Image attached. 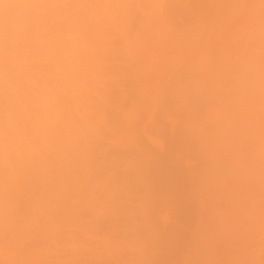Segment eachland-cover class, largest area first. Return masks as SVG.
I'll use <instances>...</instances> for the list:
<instances>
[{
	"label": "rangeland",
	"instance_id": "374dc122",
	"mask_svg": "<svg viewBox=\"0 0 264 264\" xmlns=\"http://www.w3.org/2000/svg\"><path fill=\"white\" fill-rule=\"evenodd\" d=\"M43 1L35 0L34 2L33 0L31 4L32 7L29 8V11L28 12L24 11L25 13L27 12L28 14V15L27 14L25 15L24 13V17L28 16V17H25V19L21 15L23 14V11H21L22 13L21 12L17 13V15H15V17L12 19H10L11 16H9L10 18L7 16L6 18L4 17V19L0 18V21L6 20L8 21L7 23H11L9 22V20L10 21L13 20L12 23L14 22L13 24H15L14 28L12 26H9L8 27L9 29L8 28L5 29L6 24H7L6 21H5L6 24L3 22L5 26L0 22V25L2 24L0 35L1 36L5 35L8 32L9 33L7 35H10V33L11 34L15 33V35L18 36V39H16L17 37L14 34H12L14 36L10 35L5 40L9 41L10 37L11 38L14 37L17 41L19 40L18 42H16L15 39L12 38L15 42H13L12 39H10V42L8 41L6 42V41H3L4 36H2V39H0L1 42H3V43L0 42V72L7 69L6 71H4V73L2 72L3 75L0 73V76H1L0 80L2 79V76L3 78L5 76V78L3 79L4 81L3 80L2 82L0 81L1 82L0 84L2 85L0 87H3V85H5V83L3 82H6L8 80L10 81V79L15 76L14 78L11 79L13 81H10L11 83H9L10 85L14 84L15 86H12V85L10 86L8 83H6L7 86L8 85L10 86V88L8 87L9 89H7L6 88L7 86L5 85L6 87L5 86L4 87L6 89L3 87L4 90L0 91V100H1L0 109L2 108L3 110L4 108L3 111L9 110V108L5 110L6 108L5 105H10V102L13 99L11 98V95L10 96L8 95L10 94V91H7V90H11V94H12L13 93L12 87L13 88L16 87L14 89H17L20 86L21 88V91L19 88H18L19 90L17 89L18 91H20V93L17 91L18 93L16 92V95L18 99L21 98L20 102L22 103H20L21 104L20 106L22 107L23 105L24 111H22V113L25 112L23 113L25 115L27 112L26 110L31 109V105H35L32 103H28L30 102V98H31L29 95L30 94L29 92L32 91V90L30 91L31 87H29L31 85H32V88L35 85L34 88H37L38 86V89L45 90L47 94L50 93L49 96L51 97L52 100H54L51 94H53V96L55 97V94L57 95L58 94L57 92H59V88L62 87V84L60 83H64L65 81H68L69 79L70 80L67 82V85L70 83H73V81L71 82V80L75 81L77 79L76 80L77 82H75V84H77L79 87L83 85L82 88L84 89H87L88 87L87 85H89V82L92 81V79H95L94 77H96V81L100 82V81H103L104 78H107L106 76L110 74L109 79L107 78L104 81H111V82L109 83L102 82V84L101 83L99 84L98 82L94 80L93 82L96 83L95 87L94 85H91L92 87L90 86V89L86 90V91L91 92V94L89 93V95L91 96L93 94L92 91H94V89L96 88V85L99 84L97 87L98 89L95 90L97 91V94H96L97 96H91V98H89L90 96L87 94L88 92H85V90L84 92L82 91V89L80 91L81 95H82V92L88 95L87 99H90V100H88L87 102L92 101L93 100L92 97H93L95 99V102L92 101V103H89V104L94 105L98 101H101V98H100V100L98 99V101L96 102L97 99L95 97L99 96L100 91L98 90L101 89L100 85H103L105 89H101V90H103V92L105 91V94L101 91V95L102 96L104 95V99L107 98L106 99L107 101L105 102L102 100L103 101L102 104L105 105L103 106L104 109L103 107H100V104L96 105L97 109H99L100 107V111H101L100 113L97 110L98 114L96 113L95 106L94 107H92L93 105L89 106V104H87L86 102H85L86 104L82 103L84 106L87 105L86 107L88 108L90 107L89 111L92 110L91 112H93L94 114L93 115L92 113L90 114V113L84 112L89 115L85 116V114L83 113L84 119L81 116H79L81 117L80 119L78 117L80 122L79 120H77L79 124H77L76 120H74L75 124L80 125V126L84 125V122H81L82 120L87 122L86 124L87 127L85 128L84 126L86 125L82 127L78 126L80 127L79 129H81L82 131L81 132L82 135L85 136V134H87L85 138L81 137V134L79 133L80 131H78L79 129H77V127H76V131L74 132V134H72L73 131L71 129L73 127L75 128V126H73L74 121L70 118L73 115L70 116V118H67V119L72 120V123L69 120L70 121L69 123L72 124L70 128L68 126L70 124L66 123L68 120L65 119L66 120L65 124L69 128L68 129L66 127V129H68L69 131L71 130L72 133L69 132L68 130L66 132L62 130L60 131L61 133L58 131L61 129L60 126L62 127V125H65V124L59 123L56 119L54 120V118L56 117H55V112H53L54 114L51 112V110H53L52 109L53 101L50 99V97H44V99L49 98L51 100L50 104L49 103L47 104L48 99L45 101L47 106L44 105L45 104L44 102L38 103L39 101L38 99H36V97L39 98L40 101L42 100L44 101L43 96L44 95L46 96V94H44L43 92L42 93L44 95L42 93H38L39 95L40 94L43 95L42 98L41 96L40 97L37 96L38 94L36 95V93H34L33 91H32L33 93L31 92L32 95L33 94L36 95V96L33 95L35 97H33L31 100L36 99L38 101L37 104H40L39 109L42 105H44V107L42 106V108H44L45 110L40 111L39 109H36L35 106H32V109H31L32 111H28L31 114L30 118L32 117V115H36V118L37 117L38 118L42 117V118H41V121H40V118L36 119L37 120L36 121L33 119L34 118L33 116L31 120L29 118V121L35 124L36 122H38V120L42 122V119L44 118L46 119L47 117L50 116V120L47 123V125L48 126L54 125V127L50 128L51 127L50 126L48 128V126H45V125L43 126L40 125V126H42L44 130H46L45 132L43 130V132L49 135H51L52 129L54 130L56 129L55 130L56 133H54L55 131L52 132L53 136H56L54 134H58V136L61 137V134L63 133L61 137L62 139H60V137L58 138V136L56 137L59 139L57 140L56 144H55V137L51 135L49 139L48 137L46 138L44 137L46 139L45 142H47V140H50V141L54 140L53 141L54 143H51L49 141L50 143L47 142L46 144L44 142V143H41V145H38L40 143V142L38 143V140H37L38 139L37 134H39V131H40L38 130L39 129L38 123H36V126L33 125L34 127H32V125L30 126L29 125L23 126V124L22 126L18 125L19 129L20 128L21 129H20V132L18 131L16 132V134L18 133L17 135L19 134L21 135L25 131L24 136H26V139H27V136H29V139L33 138L32 140H35L37 138L35 141H30L29 139H28L29 141H26V140L23 141V139L20 140L21 138H23V137H20V135L19 136L16 135L19 138L17 139L16 137L15 139V137H12V132H9L10 131L9 130L10 128H8L9 125H7V128H5V125H2V127L0 126V131H2L0 133V136H2L3 139H6L4 141L0 140V145L4 143L0 146V152H1L0 153V264H264V0H247V1L241 0L240 3L238 2L239 0H202V1L201 0H186V1L175 0L174 4H173V0H160L161 3H158L159 1L158 0L156 1L158 5L155 2V0H149V1L141 0L139 2H137L138 0L136 1L130 0L129 2L133 1L132 3L134 5L133 4L130 5L129 2L126 3L124 2V0H113L116 4V5L115 4L113 5L114 9L112 7L113 3H111L109 0H106L108 1V4L109 2L111 3L109 5L110 6L109 8H112V10L109 9L108 11H107L108 5L105 4L107 3L105 0H104L105 3L103 2V0L101 2L97 0H93V1L88 0L92 2V4L86 0L85 1L82 0V2H88L89 4H91L88 6L87 3L86 4L81 3L82 4L81 9H83V13H85L86 11V6H88L87 7L88 12L86 13H90V11H92L93 9V7L91 9L90 6H93V5L94 7H97V8H94L93 11H96V10L100 11L99 14H97L98 11H96V14L95 13L89 14L91 16L93 15V19H91L90 16L85 14L88 17L89 21L91 20L90 22L93 24L94 21L97 20L96 24L98 26H95V27L96 28L100 27L101 30L104 27H106L104 28L106 29V31L110 30V29H107V27L110 25L109 28H111L112 26L114 29L111 28V30L113 29L112 31L114 35H112V33L108 35L109 37H112L114 40L110 38V40L112 41L110 42L108 40L109 38L108 39L106 38V36L108 35L104 31L102 32V34L105 33L106 34L105 37L104 35H100L102 37H99V36L97 37L98 35L97 33L100 32L99 30L100 28H98L97 30L91 29L92 31L95 30L96 34L93 33L92 31L91 33H88V34L92 35L93 33V35L97 37L96 39L99 38V40H97L98 43L100 41L102 42V43L100 42L101 44H99L101 45V47H102V44H104L103 48L107 47V50L109 48L108 54L110 52V57H112L111 55H114L111 58L112 60L113 59L115 60V58L119 56V58H116L115 61L117 62V60L119 59L120 60L122 59L123 61L122 63H120V61L117 63L115 61H111L109 58V55H107L106 48H105L106 55L103 53H102L103 56L101 55L103 59L100 57V53L99 54L97 52L95 53V51L94 52L92 51V52L95 53L96 56L101 58V60L98 57L96 58L91 57L92 56L91 54L89 53H88L89 55L86 54V52H89L92 49L91 48L90 50H87L89 48H86V46L90 47L92 45V43H89V42H86L87 45H85L83 42L85 49L83 48V46H81L82 43L81 45L79 44V41H78V46H75V48L82 47V49L86 51L85 52L86 55H82L83 53L81 52L83 50H81V48L79 49L81 52L77 50L78 48H76L77 51L73 50L74 46L71 44L73 42L71 43L69 42L70 38H71L70 41H75L74 42V45H75L78 39L82 40L83 35H84L82 34L83 32L87 35V33L84 30L81 33L82 29H84L85 27L94 28V26L90 25V22H88L89 23L88 25V23L86 22L88 19L86 18L85 22L87 23V25L85 24V22H83L84 24V27H83L81 23V27L80 25H79V28L76 27L78 29V32H77V29H74L75 27L74 28L69 27L71 24L68 25V23L67 25L69 28L67 26L66 27L64 26L66 29L62 28L64 29L63 31L67 30L66 32H69L68 33L70 34L69 36L66 35L67 33L65 32L63 33L62 30H61L62 32L58 30V32L67 36V38L70 37L69 39L65 38L66 40H68V41H65V39H63L64 36L59 35L62 37L61 39L63 41V43L61 41L60 42L57 41V43L59 44L62 43L60 44V47H59V44L56 45L57 43L56 44L53 43L54 46L55 45L58 46V47L55 46V48L56 49L58 48L57 52L59 50L61 51V52L60 51L58 52L59 54H62L61 56L58 55L57 52L54 53V54L57 53V55L52 56L51 52H49V50L53 47L52 45L53 40H51V43L49 42L50 44H48V47L49 45H52L51 48H49L48 51L47 49L46 50L44 49L45 52L47 51V54L49 52L48 56L43 55L45 54L44 50L43 52L39 50L43 54H39L40 52L38 53L36 52L38 54L37 57L38 56L42 57V59L41 57L40 58L38 57V59L42 61L43 59L47 60L46 62L48 63V65L50 64L48 67L49 70L46 66L47 64L44 65L46 69L43 68L42 61L38 62L37 61L38 59L36 58V54L33 51H30L31 49L30 47L28 48V46H25V45H28V43L32 41L31 44L29 43V46L34 44V42H37L36 46H39L38 48L40 49V45L38 43L41 42L42 39L44 41L43 37L45 36L43 35V33L45 32L44 34H46V36L50 37L51 39L52 37L51 35L57 31L54 28L49 27L48 25L53 23V21H55L54 23L58 24L61 18L58 17V20H59L58 21L57 18L55 20L54 16H52L53 21H50V19L52 20V18L50 17L53 11L51 14H48L45 16H43L44 15L43 13L45 11V14H47L46 11L51 9V4H53V1L54 3H58L59 1L55 2L57 0H53V1L50 0L51 2L50 1L48 2L50 4H46V6L44 7L47 9L50 6V8H48L47 10H42L43 7L41 8L39 6L45 3V0ZM96 1L98 3H96ZM122 1L124 2L125 5H130V7L133 6L134 8H131L132 10L129 9L127 6L126 8L123 5ZM181 2H182V5H180ZM235 2L238 4H236ZM35 3H37L36 5L40 4L39 6H37V8L38 7L41 8L40 11H37L39 8L35 9L36 8ZM64 3H65V0H64ZM101 3L102 4L104 3L107 9L105 7L103 8ZM118 5L120 6V8L118 7ZM52 6H55V4ZM70 6H71V10H74L72 5ZM70 6H67L68 9H70L69 8ZM100 7H102V9ZM31 8L33 10H36L40 14L42 11V15H41L42 19L40 18V16H38L39 17L38 18L36 16L37 14L35 15L34 12L33 14H30L32 15L31 19L34 21L33 23L35 22L37 23L36 24L37 27L35 25L33 26V29L41 32V29H44V27H46L44 29L45 31L42 30L43 33L41 34L42 36H40L42 37V39H39L40 37H38V39L41 41H37V40L34 41V39H36L37 37L35 38L33 36L35 35L39 36V34L29 28L33 25L31 22L29 24L27 21L29 19V12L32 13L33 11ZM88 8H90L91 10H89ZM103 9H106V11H104ZM120 9L121 11L122 9H124L123 12H126V13L121 12ZM125 9H128V11ZM155 9L156 11H153ZM71 10L69 11L71 12ZM113 10L114 12L111 14V16L113 15L112 19L114 23L112 21V23L108 24V21L112 20L110 19L111 17L109 18L110 16L109 14ZM116 10H118V12L120 11V15H122V17L124 18L131 11L130 13L131 16L129 14L130 18L129 16L128 17L126 16L127 18H129V20L126 21L127 24L125 22V19L121 17L123 19L122 22H124L126 25V27H124L123 29H121V27L125 25L121 26L122 22L120 21L122 19L120 18V21H119V19L116 17L117 16ZM68 12L67 14L69 15L70 12L69 13ZM108 12L109 14L107 17L110 20H108L107 22L104 21V23H102L100 26L98 23L103 22L101 21L103 20L101 19V17L102 18L106 17V14L104 13H108ZM124 14L126 15L124 16ZM20 15L22 16L21 18H20ZM64 15L65 14H63L62 16ZM80 15L82 19H85V17L82 16V13ZM95 15H96V18L98 15V19L100 18L99 20L100 22H98V19L94 20ZM120 15L118 14V16ZM17 16H19L18 17L19 20L15 21L14 19H16ZM72 16H74V14ZM43 17H44V20H43ZM45 17L49 18L50 23L46 21L47 18ZM65 17H67V15H65L64 18ZM107 17L104 20H107ZM26 18L28 19L26 20ZM69 18L71 19V17ZM77 18L78 17H76L75 19L78 20L80 17L78 19ZM38 19H40L39 21H46L44 22L46 23V26H44V23H42L43 25L41 26L40 24L41 22H37ZM20 20H24V21L26 20V23L28 24H26L23 21L25 25L24 26L22 24V21ZM116 20L120 22L119 25ZM74 23L75 22H73V24ZM106 23H107V26H106ZM52 25L53 24H51L50 26ZM74 25L77 26L76 24ZM17 26H19V30L21 29V26H23L21 30L26 31L27 29V32H24L26 33V37L32 34L31 39L33 40H31L29 36L28 38L30 39V41L28 42L27 40L29 39L26 40L25 35L22 34L23 31L22 32L21 30L19 31L17 29L18 28ZM10 27H12L13 29H11ZM15 27H17L16 30H15ZM4 29L6 31L8 29V31L6 32ZM46 29H48L47 30L48 32H46ZM50 29H52V31L54 29L55 32L52 33ZM68 29H70V31H68ZM28 30L29 32L31 31L30 34ZM73 30L75 31V35L74 37H71L72 33L74 34V32H71ZM98 30L99 32H97ZM111 30L109 32H112ZM118 31H119V34H118ZM18 32L22 34L24 37L22 35L20 36ZM47 33H49V36L47 35ZM76 34H80V36ZM89 35L87 36L92 38ZM87 36L84 38V40L85 39L87 40ZM19 37H21V39L22 38L24 39L20 41ZM56 37L58 38V35ZM72 38L73 39L75 38V40H73ZM101 38H105L104 41L106 39L107 40L103 42ZM125 39H127V41ZM24 40H26L27 42ZM45 41L44 43L47 47L48 42L46 41L47 42L46 43ZM97 41L96 42L94 41L93 43L95 44L97 43ZM113 41L115 43L114 46L115 47L117 46V48H119L120 53L119 52L116 53L118 49H116L115 47H112ZM12 42L13 44L15 43H19V44H17L16 45L17 47H16L13 44L10 45ZM21 42L23 43L26 42V43H24L25 44L24 45ZM64 42H66L65 43L66 45L64 44ZM125 43H127L126 46L129 45V47H127L126 49L127 53H125L126 51H125V48L123 47L125 46ZM2 44H4L3 46H6L8 49L6 47H1ZM22 44L25 47H27V49L25 48L26 53L25 52L22 53L24 51L22 49L24 48ZM67 44H68V47H67ZM18 45H21L22 48L21 46H18ZM61 45H63V47ZM93 45L92 47L94 48L96 46H98V48L100 47L99 45H94V46ZM42 46H41V50H42ZM31 47L32 49H34L33 46ZM65 47H66V50H68L69 52V53L67 52L68 55L69 54L73 55L74 51H76L77 57L75 53L72 56V58L64 56V54L67 55L66 50H64L65 51L64 53L63 49L61 48H65ZM38 48L34 50L37 51ZM70 48H71V51H70ZM52 49L56 51L54 47ZM26 50H29L30 52L35 54V56H32L33 54L28 53L29 51H26ZM96 51H98V49ZM13 52H15V54H13ZM78 52H80V54ZM122 52L124 54H122ZM116 54L118 56H115ZM10 55L16 56L13 59L15 60L18 58V60L13 61ZM42 55L44 57L46 56V58H43ZM80 55H82L83 58L84 56L88 55V59L86 58L82 60L83 58L81 57H80L81 59L78 58V56ZM124 55L127 56L126 59H125L126 56ZM225 55L226 57H224ZM49 56H52V57L50 58ZM57 56L58 57L63 56L67 60V62L69 61L68 62L69 65H72L71 63L74 60H75L74 62H76V65L77 63L79 64L78 61L80 60L85 62L84 63L85 65L84 67H83V64L80 65L81 67L78 66V68L80 67L82 68V70L80 69L79 71L78 69H76L77 71H74L73 68L77 67V66L75 67L74 62H73L74 66H71L73 67L71 69V67H69L68 65L65 66L66 64H68L66 63V60H63V58L59 57L61 60L58 59L59 61L57 62V64L61 62L62 60L64 61V64L60 65V67L58 65V67L55 69V66H57V64L54 65V63L57 61ZM89 56L93 60V64L96 62L94 66L97 63H100V64L104 63L103 64L104 71H102V68L101 69L98 68L100 69L99 73H97L96 68L100 64L95 68L93 67L94 69H92V71L93 70L95 71L96 69L95 71L96 73H93L94 71L92 72V75L94 74V77H89L88 74L90 73H88L87 71L90 68H92L90 65L86 64V61L89 62L88 64H90L91 63L90 61H92V60L88 61L90 59ZM104 57H106V61H104ZM223 57H224V60L222 59ZM75 58H78L79 60ZM53 59L56 61L54 62ZM72 59L74 60L72 61ZM22 61L24 62L22 63ZM107 61L112 62V63L108 65ZM227 61L228 63L230 61L231 62L233 61V64L231 63L230 65V63L228 64ZM26 62L28 63L31 62V64L30 63L28 64ZM205 62L206 64H204ZM215 62L216 64L217 63L218 64L216 65ZM219 62L221 63L219 64ZM113 63L115 64V66L112 69ZM236 63H238V66L236 65ZM21 64L23 65L21 66ZM26 64H27V67H26ZM52 64H53V67L51 66ZM120 64L122 65L118 67V65ZM207 64L210 69L205 67ZM213 64L215 65L213 66ZM29 65H32V66H29ZM15 66H18V67H15ZM23 66H25V68ZM50 66L52 68H50ZM104 66L106 69L107 68L108 69L106 70ZM32 67L34 68L32 70H34L35 73L38 72L36 76L38 75L37 81H39L38 82L39 85H41L40 83L44 82L42 83V85L45 86V82H48L50 78H52V80L54 79L53 81H51V83L50 81L48 82V84L46 83L47 85L51 84L49 90L50 89L54 90L53 86H55L54 84L55 79L56 81L58 79L57 83L58 85L60 84L61 86L59 85L60 86L59 88H57L58 85L56 86L58 91L55 94L53 93L54 91H52L51 93L50 92L51 90L49 91L47 89L48 86L44 89V87H41L42 85L41 86H39L38 84L36 85L35 81L37 77L35 76L36 79L34 81L33 76L35 73L34 71L30 70V68ZM61 67L62 68L65 67L64 69H66V75H65L64 69L63 70L61 69L63 75L61 73V70L59 72L58 68H61ZM68 67L71 70L70 69L67 70ZM115 67H118V68L115 69ZM8 68L12 72H10ZM84 68L86 70H84ZM52 69H55L57 73H55L54 70L51 73ZM109 69L112 71H110ZM118 69H120L119 71L120 74L118 73ZM39 70L40 72H43V74H45L46 76H48V73H49V78L47 77L44 78V76L42 77L43 74L40 76ZM206 70H210V71H207L208 72L207 73L205 72ZM28 71H32L33 74L32 73L30 74V72ZM81 71H84L85 73L87 71V74L83 72L85 75L84 76L81 75L82 77H84V79H86V81L89 79V81H87L86 83L87 85H85L84 80L81 76H79L80 78L77 77L81 73ZM211 71L213 73H216L218 76L211 73ZM24 72L26 73V75L24 74ZM77 72L79 73L78 75H76ZM103 72L105 74H103ZM209 72L215 76H212ZM59 74L62 76H60ZM96 74L98 75L103 74L105 75V77L102 76L104 77L102 79L101 77L98 76V78H100L99 80L97 79ZM209 74H210V77L212 78L209 77ZM221 74H223V76L226 74V76L224 77L222 76L223 77L222 78ZM8 75L10 76L14 75V76L8 77ZM29 75L31 77H29ZM236 75H238L237 78H236ZM50 76H53V77H50ZM110 76H112L113 79ZM114 76H116V78H114ZM22 77H25V78H22ZM26 77L28 79V83L26 81L27 80ZM61 77L63 78V80ZM68 77L69 79H67ZM30 78L31 79L33 78L32 79L33 81ZM42 78L44 79L42 80ZM220 78H221V81H220ZM29 79L31 80V83ZM45 79H48V80L46 81ZM80 79L82 80L84 84L83 83L80 84L81 82L79 81ZM22 81L25 82L26 84L23 83ZM216 81H218V83ZM33 82H34V85H33ZM220 82L222 85L220 84ZM16 84H18V86ZM90 84L92 83L90 82ZM108 84H110L111 86ZM225 84L226 86L224 87ZM23 86L24 88H22ZM99 86H100V89H99ZM67 87H69V89H72L70 85H68ZM72 87H73L72 89L73 91L75 86L73 85ZM233 88H236V91L235 89L233 91ZM239 88H242V89H239ZM24 89L26 90L23 91L24 92L23 94H21L22 90ZM63 89L65 88L63 87ZM227 89H232V90H228L226 92ZM237 89L242 90L241 95L239 94V92L241 91H238ZM36 90L37 89H35V91ZM39 91L41 92V90H38V92ZM120 91H123L122 93L124 94H121ZM202 91L207 94L203 93ZM64 92L65 91L63 90L62 93ZM116 92L119 95H117ZM19 94L21 95L18 96ZM67 94L69 95L68 92ZM84 94L83 96H81L82 98L85 97ZM221 94H223L222 97H220ZM234 94L237 96V99H236V96H233ZM1 95L3 96L4 100L1 99L2 98ZM61 95L62 94L57 95L56 96L57 99ZM101 95L100 97H102ZM120 95H124V97ZM8 96L10 99L8 98ZM23 96L25 99L24 101L26 103L22 101ZM72 96L76 97V95H72ZM240 96H242L243 98L241 99ZM25 97H27V99ZM67 97L68 96H66L64 101H66V99H69ZM61 98L59 97L60 100ZM217 98L220 101H218ZM6 99L7 100L9 99L8 104H6L7 103ZM233 99L234 100L239 99L238 101L239 103L237 102L236 104V102H234ZM60 100L58 101L60 102ZM69 100L73 101L74 99L73 97H71V99ZM76 100L77 99H75V101ZM80 100L82 99L80 98ZM168 102H171V103H168ZM223 102H225L224 103L225 105L223 104ZM55 103L57 104V102ZM167 103L170 105H167ZM28 104H31L29 105L30 107L28 106ZM65 105L66 107L68 106L67 104ZM237 105H239V107H237L236 109ZM48 106H50V108H48ZM55 106L57 107V105ZM62 106H64V104ZM69 106H71L70 103H69ZM82 106H81V110L85 109L86 111L87 109L88 111V108L85 107L83 109ZM179 106H182L183 108ZM46 107L48 108L47 111H46L47 109ZM71 107H68V108H71ZM37 108H38V105H37ZM92 108L95 110H93ZM101 108L103 110H101ZM176 108L178 109L180 108V109L178 110ZM37 110H39L38 112L39 114H41V116L38 114ZM54 111L56 110L54 109ZM28 112L25 116L28 115ZM42 112H44V114ZM45 112L49 113L50 115H47ZM73 112L72 113L75 115L78 114L77 111L75 113V110H73ZM102 112H105V113L103 114ZM3 113L4 112H1L0 110V115H2ZM95 114H97V116ZM189 114L191 115L189 116ZM45 115L47 116L45 117ZM78 115H81V114H78ZM90 115L94 116V118L92 119V116ZM2 116H0L1 117L0 119H3ZM77 116H73V117L75 118ZM86 118H91L92 121ZM4 119H6V115ZM45 119L43 120L44 124H46L45 121L48 120V119L46 120ZM51 119L54 121H57V124L54 123ZM94 119L96 120L98 119L97 121H99L101 125L100 124L98 125V123H95L96 124L95 125L94 122L96 120L94 121ZM202 119L204 121H202ZM183 120H186V121L183 122ZM58 123L61 125L58 126ZM218 123H222V124H218ZM217 124L219 126H217ZM88 125H90L92 129L88 128ZM26 126L30 127L29 129L28 128L26 129L28 131L25 130ZM44 126L47 128H45ZM197 126L200 127V129ZM12 127H11V130H12ZM23 127H24V131H23ZM31 127H32V130L35 129L32 131V134L30 133L31 131H29ZM233 127L235 128L233 129ZM236 127L237 128L239 127V129H236ZM216 128H219L217 129L218 131L215 130ZM19 129H16V130H19ZM47 129H50L49 132H47ZM210 130L212 131L215 130V131L212 132ZM34 131L38 133H34ZM194 132L195 133L197 132V133L195 134ZM40 133L43 134L42 132ZM89 133L91 135H88ZM201 133L203 134V136H201L202 135ZM5 134L8 135V137H6ZM66 134H68L67 140L65 136ZM187 134L190 135L191 137H188ZM233 134H234V137H233ZM34 135L36 138L34 137ZM74 135L75 137L79 135L80 138L82 139H80L79 136L78 138H75ZM43 136H46V135L43 134ZM89 136L91 137L92 141H90L91 139ZM223 136H224V139H223ZM51 137L54 139L51 140ZM63 137H64V140H63ZM86 137L90 139L89 140L90 142L86 141L87 140ZM185 137L189 138V140L186 139ZM44 138H42L43 141H44ZM40 139L41 138H39V140ZM68 139L70 141H68ZM71 139H73L74 141ZM206 139L210 143H212L213 141L212 144L213 145L215 144L214 147L215 146L216 147L226 146L224 148H228L227 150L230 151L229 157L230 156L231 157L229 159H226L228 158L226 156L224 160L221 157L215 156L214 152L217 153L218 151L217 150L215 151L214 147H213L214 152L212 154H214L215 160L218 161V163L213 162L214 159L213 160L209 159L210 154L209 155L207 154V156L204 157L203 154H201L203 149L202 147L200 148V145H201L200 143L203 144V141ZM10 140L12 142H9ZM82 140L85 142H83ZM207 140L204 141V143L207 142L204 148H207L208 150L209 148L206 147V145H208ZM7 141L9 144L13 142H16V143H13V145H10L11 147H7L9 146V144H7ZM21 141L23 142L21 143ZM194 141L196 143H194ZM235 141L238 143H236ZM5 142H6V145H5ZM24 142L27 144L28 142L29 143L33 142L34 144L33 146L38 145L36 150L40 153V155L38 156L39 153L33 155V153H35L36 150H33V148L35 147L31 146L32 145L31 143H30V146H28L29 144L28 145L25 144L26 147L28 146V148L25 149V146H23ZM35 142H37L38 144H36ZM234 142L236 144H239L240 149L239 148L238 149L240 150V152L238 151V153L237 152L235 153V151H237L238 149L236 150L235 147H230V146L235 145ZM63 143L66 144L67 146L63 145ZM197 143L200 145H198ZM227 145L229 147H227ZM16 146H17V149L19 148L20 151L25 149L24 150L25 154L24 153L22 154L21 152L20 155L22 156L20 157L17 156L16 154L18 153H15V150H17L15 149ZM86 146H87V149H85ZM4 147H7V150H4L5 149ZM30 147H33V148H30ZM57 147H59L60 149ZM10 148L12 150H10ZM55 148H57L58 150ZM224 148H222V150ZM27 149L29 151L32 149V151H35V152L31 151L32 153L28 154L29 151ZM42 149L44 151H42ZM192 149L194 150V153L191 152L193 151ZM231 149H233V151H231ZM8 150L14 151V152L8 153L7 152ZM19 150L17 152H19ZM85 150H87L88 152H86ZM3 151H6V153H4ZM56 151L58 152L63 151V153L60 154L61 152L58 153ZM42 152L44 153L42 154ZM206 152L207 151H205L204 154H206ZM168 153H169V156H168ZM188 153L192 161L189 158ZM57 154L58 156H56ZM66 154L68 155L70 154V156ZM81 154L83 158L86 157L85 158L86 160L81 159L82 158L80 157ZM35 155L37 156L35 157ZM44 155H47L48 157L47 156L45 157ZM161 155H163V157L164 155L167 157L162 158ZM40 156H41V159L39 158ZM53 156L54 157L56 156L55 157L56 159ZM159 156L161 157L162 160L168 159L169 161L164 160L165 162L163 161V166H162L161 165L162 163H160L162 162V160L160 159ZM170 156L172 157L170 158ZM235 156H238V157H235ZM77 157H78V160H77ZM216 158L219 160H217ZM220 158L223 161L219 163ZM85 161H88V162H85ZM226 161L228 162L226 163ZM81 162H82V165H81ZM222 162H223V165H221ZM232 162L234 164L231 166L232 167L231 168L227 164L228 163L231 164ZM86 163H87V166H86ZM164 163H165V166L167 164V166L171 168L172 167L174 168L176 164L177 166L179 164V166L182 168L181 170V168L178 167L180 168L179 170L181 171L185 170L184 171L185 174L191 170H194V171L199 170L198 172L200 173V175L199 173H197L198 176H196L195 175L196 172H195L193 176L196 180H194V178L192 179L194 182L195 181L197 182L194 183L190 178L186 177L185 175L186 179L188 178V180H186V184L185 182L184 184H182L183 179L180 177H183L184 175H182V173L179 174L178 169H177L178 171H175L177 168L175 167L172 171L173 172L175 171L174 173L176 175L173 177L174 173H169L172 171H170L169 168L167 169L168 170L167 171L166 167L164 166ZM236 164L238 165L240 164L238 166L239 168H237ZM159 165L164 167L165 168L164 170H166L164 171L163 168L160 167V169H162L161 171L163 175L166 176L167 173H169L168 175L171 174L170 176L172 177L171 179L173 182H176V183L178 182L179 184V181H180V184L185 185V186H182L183 191L181 190L184 193V195L183 193L181 194L180 191H179L180 192L179 195L181 198L185 199L186 202L184 200V201H181L182 202L181 203L180 200L182 199L179 198V196L177 197L179 199L176 198L178 194L177 193L172 194V190H174L173 187H171L172 188L171 190V188L168 185L164 184L163 182L160 183L161 179L159 180V178L156 176L158 173V170H160L157 168L159 167ZM235 165H236V168H235ZM85 167L87 171L85 170ZM155 168L158 170H156ZM232 171L233 173H231ZM177 174L179 176L182 175L179 177L180 179L178 178L179 179L178 181H176ZM192 174L193 173H190L191 176ZM238 182L239 184H237ZM176 183L175 184L173 183V185L175 186ZM219 184L220 186H216ZM226 184L231 185L232 189L229 187L230 189L229 190ZM236 184L238 185L236 186L237 189L240 190L241 197L239 196L240 194H238L239 192L236 189V187H234ZM203 186L205 187L206 190L204 189ZM224 187L227 188L228 190L225 189ZM217 188L219 192L217 191ZM222 189H225L227 191L225 192V190H222ZM186 190H187V193L185 192ZM213 191H214V194H213ZM233 191H235V194H234V197L232 194V198H231L230 193L231 192L234 193ZM173 192H176V191H173ZM211 193L212 195L209 196V194ZM236 195L237 197H240L242 200L240 198L239 199L241 201L238 200L237 197H235ZM184 197L188 198V200ZM233 198L237 199L236 205H238V201L241 202V204L237 206V209H235L236 205H235L234 200H232ZM195 199H197V201ZM206 203H209V204H206ZM232 203L235 207L232 206ZM238 207L240 208L238 209Z\"/></svg>",
	"mask_w": 264,
	"mask_h": 264
},
{
	"label": "bare ground",
	"instance_id": "6f19581e",
	"mask_svg": "<svg viewBox=\"0 0 264 264\" xmlns=\"http://www.w3.org/2000/svg\"><path fill=\"white\" fill-rule=\"evenodd\" d=\"M32 1H33V0H0V18L4 19V17L6 18V16H7V17L11 16V18H10V17H9V18L12 19V18L15 17V15H17V13H20L21 11H23V14H21V15H22L23 18L25 19V17H28V16H25V17H24V13H25L24 11H27V12L29 11V8L32 7V5H31V4H32ZM41 1H43V0H41ZM49 1H50V0H45V3H43L44 5L42 4L43 6H42V5L39 6V5L41 4V2H40L39 5H36L37 3H35V5H36V8H35V9H38L39 7H41V8L43 7L42 10H47L48 8H50V6H49L47 9L44 8V7L46 6V4H50V3H48ZM52 1H53V0H52ZM58 1H59V2L62 1V2L59 3ZM84 1H85V0H84ZM86 1H88V0H86ZM90 1H93V0H90ZM90 1H88V2H90ZM97 1L101 2L102 0H97ZM97 1H96V3H98ZM105 1H106V0H105ZM109 1H110L111 3H113V4H112V7H113V9H114V6H113V5L115 4V2H114L113 0H109ZM112 1H113V2H112ZM129 1H130V0H126V1L124 0V2H126V3L129 2ZM134 1H136V0H134ZM139 1H141V0H138L137 2H139ZM148 1H149V0H148ZM156 1H158V0H155V2H156ZM174 1H175V0H173V4H174ZM183 1H186V0H183ZM201 1H202V0H201ZM240 1H241V0H239L238 2L240 3ZM245 1H247V0H245ZM34 2H35V0H34ZM34 2H33V4H34ZM37 2H38V1H37ZM43 2H44V1H43ZM50 2H51V1H50ZM55 2H58V3H54V1H53V4H51V9H50L51 11H50V10L46 11L47 14H45V11H44V13H43V14H44L43 16H45V15L51 14L52 11H53L54 14L52 13L51 17L48 16V17L52 18V20L50 19V21H53V17H52V16H54L55 20H56V18H57V20H58V17L61 18L60 21L58 20V21H59L58 24L54 23L55 21H53V23H51V24H53L52 26H50L51 24L48 25L49 27H52V28H54L55 30H57V31L55 32L54 29H53V31H52V29H50V30L52 31V33L55 32L54 34L51 33V34H52V35H51V36H52L51 39H50V37H47L46 34H44L45 32H44V33L42 32V30H44L46 27H44V29H41V32L36 31L35 29H33V26H35L37 23H36V22L33 23L34 21L31 19V18H32V15H30V14H33V12H34L35 15L37 14V15H36L37 17L40 16V18L42 19V16H41V15H42V11H41V14H40L39 12H37V11H40L41 8H39L37 11H36V10H33V9L31 8L33 11H32V13L29 12V19L26 18V20L28 19L27 21H28L29 24H30V22L33 24V25L31 26L32 28H31V27H29V28H30L31 30H33L34 32H37V33L39 34V36H36V35L33 36V37H35V38L37 37L36 39H34V41H35V40H37V41H41V40H39V39H42V37H40V36H42L41 34L43 33V35H44L45 37L48 38V40H47V38L43 37V38H44V41L46 40V41L48 42V43H47V42L45 41V42L47 43V47H46V45H45V43H44V41H43V39H42L43 42H42V41H41V42L44 43V44H42L41 42L38 43V44L40 45V49L38 48L39 46H36V45H37V42H34V41H33L34 44H32L31 46H33L34 49L38 48V50L36 51V50L32 49V47L29 46V43L31 44V42H32V41L29 42L30 39H31V35H32V34L29 35L31 31L29 32V30H28V32H29L28 35L30 36V37L28 36V37L30 38V39H29L28 37H26V33H24V32H27V29H26V31L21 30L23 26H21V29H20L21 32L23 31L22 34L25 35L26 40L29 39V40H27V41L29 42L28 45H25V44H24V43L27 42L26 40H24V41H26V42H24V43L21 42V43H23L25 46H28V48L30 47V48H31L30 51H33V52L36 54V58H37V59H38V57H39V56L37 57V55H38L37 53H38V52H40V51L43 52L44 49H45V50L47 49V51H48L49 48H51L52 45H53L54 49H56L55 46L59 44V43H57V41H58V42L61 41V42L63 43V41H62V39H61L62 37L59 36V35L64 36L63 39L67 38V36L61 34L60 32H58V30H59V31H61V30L63 31L64 29H62V28H65L66 26L68 27V25H70V24H71V25H70L69 27H71V28H72V27H73V28L75 27L74 29L79 28V25H80V27H81V23H82V25H83V27H84L83 22L86 21V18L88 19V17H87L86 15L90 16L91 19H93V15L91 16V15H89V14H92V13H95V14H96V11H98L97 14H99V12H100L99 10L93 11L94 8H97V7H94V5H93V6H90L91 9H92V7H93V9H92L93 12L90 11V13H86V12H88V11H87V7H88L89 5H91L92 2H90L91 4H89L88 2H82V0H67V1L65 0V3H66V4L64 3V0H57V1H55ZM68 2H69V3H68ZM103 2H104V0H103ZM106 2H107V3H105V2H104V3L108 5V6L106 5L108 9L105 7V4H104V3H103V4L101 3V5L103 6V8L105 7V8L107 9V11H108L109 9L112 10V8H109V7H110L109 5H110L111 3L109 2V4H108V1H106ZM122 2H123V1H122ZM124 2H123V5H124L125 7L127 6L129 9L134 8L133 6L130 7V5L133 4V3H132L133 1H132V2H129L130 5H125ZM155 2H154V3H155ZM177 2H178V1H177ZM195 2H197V1H195ZM198 2H199V1H198ZM61 3H62V4H61ZM81 3H85V4L87 3V4H88V6H86V11H85V13H83V9H81V8H82V7H81V6H82ZM156 3H157V2H156ZM158 3H161V1L159 0ZM158 3H157V5H158ZM186 3H188V2H186ZM230 3H231V2H230ZM235 3H236V2H235ZM235 3H234V4H235ZM54 4H55V6H52V5H54ZM63 4H64V5H63ZM67 4H68V5H67ZM117 4H118V2H117ZM138 4H139V3H138ZM138 4H137V5H138ZM150 4H151V3H150ZM183 4H184V3H183ZM234 4H233V5H234ZM236 4H238V3H236ZM35 5H34V6H35ZM66 5H67V6L72 5V7H73L74 10H71V6L69 7L70 9H68V7H67ZM115 5H116V4H115ZM119 5H120V4H119ZM119 5H118V7L120 8ZM133 5H134V4H133ZM139 5H140V4H139ZM176 5H178V4H176ZM176 5H175V6H176ZM180 5H182V2L180 3ZM184 5H185V4H184ZM197 5H198V4H197ZM239 5H240V4H239ZM34 6H33V7H34ZM37 6H39V7L37 8ZM47 6H48V5H47ZM121 6H122V5H121ZM152 6H153V5H152ZM152 6H151V7H152ZM235 6H236V5H235ZM237 6H238V5H237ZM65 7H66V8H65ZM127 7H126V8H127ZM177 7H178V6H177ZM177 7H176V8H177ZM240 7H241V6H240ZM64 8H65V10H64ZM90 8H88V9L91 10ZM100 8L102 9V7H100ZM121 8H122V7H121ZM155 8H156V6H155ZM180 8H181V7H180ZM27 9H28V10H27ZM106 9H103V10L106 11ZM151 9H152V8H151ZM69 10H71V12H70ZM123 10H124V9H122V11H121V9H120L121 12H123ZM125 10L128 11V9H125ZM131 10H132V9H131ZM158 10H159V9H158ZM158 10H157V11H158ZM236 10H237V9H236ZM49 11H50V13H49ZM63 11H64V12H63ZM68 11L70 12V14L72 13L71 15L69 14L70 16L67 14ZM120 11L118 12V10H116V15H117L116 17L119 19V21H120V18L122 17V15H120ZM153 11H156V9L153 10ZM159 11H160V10H159ZM159 11H158V12H159ZM183 11H184V10H183ZM27 12L25 13V15L27 14ZM36 12H37V13H36ZM69 12H68V13H69ZM101 12H103V11H101ZM113 12H114V10H113L110 14H109V12H108V13H104V14H106V17H107L108 14H109V15H110L109 18L111 17L110 19H112V16H113V15L111 16V14H112ZM117 12H118V13H117ZM21 13H22V12H21ZM81 13H82V16L85 17V19H82L81 15H80ZM123 13H126V12H123ZM127 13H128V12H127ZM130 13H131V11H130ZM130 13H128V15L124 14V16L126 15V16L128 17ZM38 14H40V15H38ZM56 14H57L58 16H57ZM63 14L67 15L68 18H67V17L64 18L65 15L62 16ZM73 14H74V16H72ZM83 14H84V15L86 14V15L84 16ZM101 14H103V13H101ZM118 14H119L120 16H118ZM121 14H122V13H121ZM21 15H20V18L22 17ZM27 15H28V14H27ZM55 15H56L57 17H56ZM12 16H13V17H12ZM126 16H125V18L122 17L123 19H125V22L129 20L131 14H130L129 18H127ZM18 17H19V16H17L16 19H14V20H15V21H16V20L18 21V20H19ZM69 17H71V19H70ZM73 17H75V18H76V17H78V18L80 17L79 19L81 20V22H80V20H79L78 18H77L78 20H76V19L73 18ZM90 17H89V18H90ZM106 17H104V18L101 17V19H103V20H101V21H103V22H100V21H99L100 18L98 19V15H97V18H96V15H95L94 20H95V19H98V22H100V23H98V24L101 26V24L104 23V21L107 22L108 20H110L108 17H107V20H104V19H106ZM23 18H22V19H23ZM33 18H34V17H33ZM38 18H39V17H38ZM45 18H47V17H45ZM122 18H121V19H122ZM126 18H127V20H126ZM35 19H36V18H35ZM68 19H70V20H68ZM74 19H75V20H74ZM123 19H122L120 22H122ZM7 20H8V19H7ZM26 20H25V21H24V20H20V21H22V24L24 25L23 21L26 23ZM39 20H40V19H38V21H37V20H35V21H37V22H41V23H40L41 26L43 25L42 23H44V22H46V21H47L48 23H50V22H49V18H47L46 21H39ZM43 20H44V17H43ZM66 20H67V21H66ZM71 20H72V21H71ZM73 20H74V21H73ZM5 21H6V20H4V21L1 20L0 22L3 24V22L5 23ZM12 21H13V20H12ZM12 21L9 20V22H11V23H12ZM65 21H66V22H65ZM68 21H70V22H68ZM90 21H91V20H90ZM90 21H89V19H88L86 22L88 23V22H90ZM96 21H97V20H95L93 24L90 22V25H91V26H94V28H93V27H91V28H89V27L86 28V27H85L86 29H85V28L82 29L81 33H82L83 30H84V31L87 33V35H89L88 33H91V31H92L93 29L97 30L98 28H100V27H97V28L95 27V26H98V25L96 24V23H97ZM112 21H113V19L110 20V21H108V24H109V23H112ZM116 21L118 22V20H116ZM7 22H8V21H6V23H7ZM73 22H75L74 24H76L77 26H75V25L73 24ZM86 22H85V24L87 25ZM92 22H93V20H92ZM120 22H118V25H119ZM6 23H5V24H6ZM11 23H7L5 29L8 28L9 26H12V27L14 28V26H15V24H13L14 22L12 23L13 25H12ZM15 23H16V22H15ZM28 23H26V24H28ZM67 23H68V25H67ZM113 23H114V21H113ZM123 23H124V22L121 23V24H122L121 26L125 25V23H124V24H123ZM2 24L0 25V26H1V27H0V30L2 29ZM5 24H3V25L5 26ZM8 24H9V25H8ZM19 24H20V23H19ZM40 24H38V25H40ZM55 24H56V25H55ZM65 24H66V25H65ZM72 24H73V26H72ZM94 24H95V25H94ZM116 24H117V23H116ZM126 24H127V22H126ZM7 25H8V26H7ZM16 25H17V24H16ZM86 25H85V26H86ZM88 25H89V23H88ZM111 25H112V24H111ZM19 26H20V25H19ZM19 26H17L18 28L15 27V30H16V28L19 30ZM24 26H25V25H24ZM27 26H28V25H27ZM44 26H46V23H44ZM53 26H54V27H53ZM56 26H57V27H56ZM64 26H65V27H64ZM103 26H104V25H103ZM103 26H102V27H103ZM106 26H107V23H106ZM12 27H10V28L13 29ZM36 27H37V25H36ZM38 27H39V26H38ZM69 27H68V28H69ZM76 27H77V28H76ZM109 27H110V25L107 27V29H110V30H111V28H113L112 26H111V28H109ZM124 27H126V25L123 26V27H121V29H123ZM47 28H48V27H47ZM71 28H70V29H71ZM104 28H106V27H104ZM104 28H102V30H101V28H100V29H99L100 32H99V30L97 31V32H99V33H97V34H98L97 37H98V36H99V37H102V36H100V35H104V37H105L106 34H107V35H108V34L110 35L111 33H112V35H114V33H113V31H112L114 28L111 30L112 32H109L110 30H107V31H106V29H104ZM5 29H4V30H5ZM8 29H9V28H8ZM8 29H7V31H8ZM37 29H39V28H37ZM65 29H66V28H65ZM70 29H68V31H70ZM88 29H89V30H88ZM91 29H92V30H91ZM103 29H104V30H103ZM119 29H120V28H119ZM20 30H19V31H20ZM47 30H48V29H46V32H48ZM86 30H88V31H86ZM95 30L92 31V32L95 33ZM5 31H6V30H5ZM7 31H6V32H7ZM9 31H11V30H9ZM44 31H45V30H44ZM62 31H61V32H62ZM66 31H67V30L63 31V33L65 32V33H67L66 35L69 36V35H70V34H68L69 32H66ZM103 31L106 32V34H105V33L102 34ZM116 31H117V30H116ZM57 32H58V34H57ZM71 32H74V34L72 33L73 36L71 35V37H74V35H75V31L73 30V31H71ZM71 32H70V33H71ZM77 32H78V29H77ZM77 32H76V33H77ZM107 32H108V33H107ZM114 32H115V31H114ZM8 33H9V32H8ZM8 33H7V34H8ZM16 33H17V32H16ZM32 33H33V32H32ZM49 33H50V31H49ZM49 33H47L48 36H49ZM81 33H80V34H81ZM93 33H92V35H89V36H91V37L93 38V39H92V38L88 37V36L83 32L82 34H84V35L87 36V40H86V39H85L86 41L84 40V38H85L86 36L83 35L82 40L80 39V40H81V41H80V40L78 39L77 42L75 43V45H74V42H75V41H70L71 38L69 37V38H70L69 42H70V43L73 42V43H71V44L74 46L73 50H76V48H78V47L75 48V46H78V41H79V44H80V45H81V43H82L81 46H83V48H84L83 42H84L85 45H87L86 42L92 43V45H93V44H94V43H93L94 41L96 42L97 40H99V38L96 39L97 37H96L95 35H93ZM7 34H5L6 37H5V35H2V36H4V37H3V39H4L3 41H6L5 39H6L7 37H9L10 35H12V34L15 35V33H12V34L10 33V35H7ZM18 34H19L20 36L22 35V34H20L19 32H18ZM33 34H34V33H33ZM80 34H76V35L80 36ZM82 34H81V35H82ZM95 34H96V33H95ZM118 34H119V31H118ZM14 35H12V36H14ZM57 35H58V38L56 37ZM109 35L106 36V38H107V39L109 38L108 40H109L110 42H112V41L110 40V38H112V37H109ZM112 35H111V36H112ZM124 35H125V34H124ZM2 36L0 35V39H2ZM15 36H16V35H15ZM22 36H23V35H22ZM93 36H94V37H93ZM16 37H17L16 39H18V36H16ZM23 37H24V36H23ZM38 37H40V38L38 39ZM12 38L15 39L14 37H12ZM12 38L10 37V39H12ZM53 38H54V39H53ZM59 38H60V40H59ZM69 38H67V39H69ZM75 38H77V37H75ZM75 38H74V39L72 38V39L75 40ZM88 38L91 39V40H89ZM94 38H95V39H94ZM124 38H125V37H124ZM8 39H9V38H8ZM10 39H9V41H8V40H7V41L10 42ZM13 39H12L13 42H15V41L18 42V41H19V40L17 41L16 39H15V41H14ZM19 39H20V41H21V40L24 39V38L21 39V37H19ZM55 39H56V40H55ZM57 39H58V40H57ZM101 39H102L103 42H105V41L107 40V39H106V40L104 41L105 38H101ZM101 39H100V40H101ZM31 40H33V39H31ZM51 40H53V41H55V42L52 41V45H49V47H48V44L51 43ZM83 40H84V41H83ZM92 40H94V41H92ZM112 40H114V39L112 38ZM125 40L127 41V39H125ZM7 41H6V42H7ZM65 41H68V40L65 39ZM90 41H92V42H90ZM0 42H1V40H0ZM13 42H12L10 45H12ZM49 42H50V43H49ZM100 42H101V41H100ZM100 42L98 43V41H97V43H95L94 45H99V44L102 43V42H101V43H100ZM1 43H3V42H1ZM21 43H20V44H21ZM53 43H54V44L57 43V44L54 46ZM62 43H60V44H62ZM65 43H66V42H64V44H65ZM5 44H6V43H5ZM17 44H19V43H15V44H13V45L16 46ZM23 44H22V45H23ZM41 44H42L43 46H42ZM60 44H59V47H60ZM64 44H63V45H64ZM71 44H70V46H71ZM76 44H77V45H76ZM112 44H113V45H112ZM112 44H111L112 47H115V46H114V45H115L114 41H113ZM3 45H4V44H2L1 47H6V46H3ZM6 45H7V44H6ZM24 45H23L24 48H22L21 45H18V46H21V48L24 50L22 53L25 52V48L27 49V47H25ZM63 45H61V46L63 47ZM65 45H66V44H65ZM89 45H91V44H89ZM92 45H91L90 47L86 46V48H89V49H87V50H90V49L92 48L91 51H89V52H86V51L84 50L85 48L82 49V47H79L77 50L80 51L79 49L81 48V50H83L82 52L80 51L81 53H83L82 55H86V54L89 53V54L92 55V56H91V55H90V56L93 57V58H94V57H95V58L98 57V56H96V54H95L96 52H97L98 54L100 53V57H101L102 53L106 55V53H105V48H106V50H107V47L103 48V47H104V46H103L104 44H102V47H101V45H99L102 49H101L100 47L98 48V46H96L97 48H96V47L94 48V47H92ZM94 45H93V46H94ZM105 45H106V43H105ZM126 45H127V43H125V46H126ZM35 46H36V47H35ZM41 46H42V50H41ZM70 46H69V47H70ZM73 46H72V47H73ZM125 46H123V47L125 48V51H126L127 47H129V45L126 46V47H125ZM16 47H17V46H16ZM53 47H52V48H53ZM56 47H58V46H56ZM67 47H68V44H67ZM72 47H71V48H72ZM6 48H7V47H6ZM52 48H51V49H52ZM71 48H70V51H71ZM115 48L118 49L117 52H116V53H118V52H119V48H117V46H116ZM7 49H8V48H7ZM15 49H17V48H15ZM22 49H21V50H22ZM51 49L49 50V52H51V55H52V56L57 55V53L60 51V50H59V51L57 52L58 48L56 49V51L53 50V49H52V51H51ZM61 49H63V51H64V50H66V47H65V48H61ZM93 49H94V50H93ZM97 49H98V51H96ZM99 49L102 50L103 52L100 51ZM103 49H104V50H103ZM116 49H115V50H116ZM5 50H6V49H5ZM18 50H19V48H18ZM39 50H40V51H39ZM45 50H44V52H45ZM77 50H76V51H77ZM108 50H109V48H108ZM108 50H107V55H109V58H110L111 61H115L116 58H119V56L116 54L115 56H118V57H116L115 60H114V59L112 60L111 58H112L114 55H111L112 57H110V52H109V54H108ZM120 50H121V49H120ZM1 51H2V50H1ZM26 51H29V50H26ZM30 51H29L28 53H32V52H30ZM47 51L45 52V54H43V53H41V52H40L39 54H43V55L48 56V55H49V52H48V54H47ZM53 51H54V52H53ZM76 51H74L75 55H76V53H77ZM92 51H93V52L95 51V53H93ZM99 51H100V52H99ZM113 51H114V50H113ZM6 52H7V51H6ZM6 52H5V53H6ZM10 52H11V51H10ZM15 52H16V51H15ZM15 52H13V54H15ZM36 52H37V53H36ZM52 52H53V54H54L55 52H57V53L53 55ZM60 52H61V51H60ZM67 52H68V50H66V53H67ZM80 52H78V53L80 54ZM85 52H86V54H85ZM90 52H91V53H90ZM22 53H21V54H22ZM25 53H26V52H25ZM64 53H65V51H64ZM64 53H63V54H64ZM68 53H69V52H68ZM68 53H67V55H68ZM74 53H73V55H74ZM119 53H120V52H119ZM125 53H127V51H126ZM2 54H3V53H2ZM2 54H1V55H2ZM9 54H11V53H9ZM17 54H18V53H17ZM32 54H33V53H32ZM35 54H33L32 56H35ZM89 54H88V55H89ZM112 54H114V53H112ZM122 54H124V53L122 52ZM122 54H121V55H122ZM25 55H26V54H25ZM43 55H42V56H43ZM58 55L61 56L62 54H59V53H58ZM67 55L64 54V56H66V57H71V58H72V56H73L72 54H71V55L69 54L68 56H67ZM82 55L78 56V58H80V57L83 58ZM88 55H87V56H84V58H83L82 60H84V59H86V58L88 59ZM93 55H94V56H93ZM119 55H120V54H119ZM10 56H11V55H10ZM10 56H8V57H10ZM13 56H14V55H13ZM13 56H11L13 61L18 60V58L14 60L13 58H15L16 56H14V57H13ZM23 56H24V55H23ZM23 56H22V57H23ZM26 56H27V55H26ZM46 56H45V57L43 56V58H46ZM52 56H49V57L51 58ZM60 56H59V57H60ZM90 56H89L90 59H89L88 61L92 60ZM102 56H103V55H102ZM124 56H126V55H124ZM2 57H4V56H2ZM2 57H1V58H2ZM40 57H41V56H40ZM40 57H39V58H40ZM59 57L57 56V61L53 59L54 62L56 61V62L54 63V65L57 64V62L59 61L58 59H60V58H63V60H66L63 56L60 57V58H59ZM76 57H77V55H76ZM106 57H108V56H106ZM106 57H104V61H106ZM224 57H226V55H225ZM224 57L222 58L223 60H224ZM6 58H7V57H6ZM47 58H48V57H47ZM78 58H75V59L79 60ZM81 58H80V59H81ZM98 58H99V57H98ZM101 58L103 59V57H101ZM101 58H99V59L101 60ZM121 58H122V57H121ZM126 58H127V56L125 57V59H126ZM3 59H4V58H3ZM10 59H11V58H10ZM23 59H24V58H23ZM41 59H42V57H41ZM55 59H56V57H55ZM99 59H98V60H99ZM226 59H227V58H226ZM12 60H10V61H12ZM28 60H29V59H28ZM48 60H49V59H48ZM51 60H52V59H51ZM60 60H61V59H60ZM63 60H62V61H63ZM68 60H69V58H68ZM73 60H74V59H72V61H73ZM94 60H95V59H94ZM24 61H25V60H24ZM24 61H22V63H23ZM35 61H36V59H35ZM35 61H34V62H35ZM37 61L39 62V61H42V60L38 59ZM43 61L46 62L47 60H44V59H43ZM43 61H42V63H43V64H42V65H43V68H45L44 65H46V64H47L46 66H47V68H48L50 64L48 65L47 62L45 63V62H43ZM62 61L59 62V63H61V64L58 63L57 66H55V69L58 67V65H59V67H60V65L64 64V61H63V63H62ZM74 61H75V60H74ZM74 61H73V62H74ZM85 61H86V60H85ZM119 61H120V63H122L123 60H122V59H121V60H120V59L117 60V62H119ZM220 61H222V60H220ZM225 61H226V60H225ZM228 61H229V60H228ZM228 61H227V63H228ZM236 61H237V60H236ZM4 62H5V61H4ZM32 62H33V61H32ZM49 62H50V61H49ZM51 62H52V61H51ZM68 62H69V61H68ZM68 62H67V60H66V63H68ZM73 62L71 63L72 65H69V63H68V64H66L65 66L68 65L69 67H71V66H74L73 64L75 63V67H76V66H77V67H76V68L71 67V69L73 68L74 71H77L76 69H78V70L80 71V69L82 70V68H80V67H81L80 65L83 64V67H84V65H85V64H84L85 62H83V61H81V60L78 61L79 64L77 63V65H76V62H74V63H73ZM81 62H82V63H81ZM90 62H91L92 64H91V63L88 64L89 62L86 61V64H87V65H90V66L92 67V68H90L91 71H90V69L87 70L88 73H90V74H88V75H89V77H94V74L92 75V72H93L94 70L92 71V69H94L95 67H97L100 63H97V64L94 66V64H95L96 62L94 61V62H95L94 64H93V60L90 61ZM97 62H98V61H97ZM99 62H100V61H99ZM102 62H103V61H102ZM107 62H108V65H110V63H112V62H109V61H107ZM115 62H116V61H115ZM115 62H114V63H115ZM117 62H116V63H117ZM5 63H6V62H5ZM17 63H18V61H17ZM26 63H28V62H26ZM29 63L31 64V62H29ZM29 63H28V64H29ZM36 63H37V62H36ZM40 63H41V62H40ZM44 63H45V64H44ZM114 63H113V65L111 64V65H112V69H113V67L115 66ZM220 63H221V62H219V64H220ZM222 63H223V62H222ZM227 63H226V64H227ZM229 63H230V65H231V63L233 64V61H232V62L230 61ZM229 63H228V64H229ZM32 64H33V63H32ZM103 64H104V63H103ZM103 64H100V65H99L100 67L98 66V67L96 68V69H97V73H99V70H100L101 68H102V71H104V70H103ZM204 64H206V62H205ZM215 64H216V62H215ZM215 64H213V66H214ZM217 64H218V63H217ZM217 64H216V65H217ZM6 65H7V64H6ZM22 65H23V64H21V66H22ZM92 65H93V66H92ZM108 65H107V67H108ZM121 65H122V64L118 65V67L121 66ZM224 65H225V64H224ZM234 65H235V63H234ZM236 65L238 66V63H236ZM29 66H32V65H29ZM40 66H41V64H40ZM51 66L53 67V64H52ZM51 66H50V68H52ZM63 66H64V65H63ZM78 66H80V67L78 68ZM90 66H89V67H90ZM101 66H102V67H101ZM202 66H203V65H202ZM204 66H205V65H204ZM237 66H236V67H237ZM15 67H18V66H15ZM19 67H20V66H19ZM23 67L25 68V66H23ZM26 67H27V64H26ZM33 67H35V66H33ZM33 67L30 68V70L34 69ZM69 67L67 68V70L70 69ZM86 67H87V66H86ZM93 67H94V68H93ZM118 67H115V69H117ZM205 67L209 68L208 64H207ZM205 67H204V68H205ZM222 67H223V65H222ZM222 67H221V68H222ZM226 67H227V66H226ZM228 67H229V66H228ZM13 68H14V67H13ZM41 68H42V67H41ZM64 68H65V67H64ZM64 68H62V67H61V68H58L59 72H60L61 69L63 70ZM87 68H88V67H87ZM98 68H100V69H98ZM104 68H105V66H104ZM229 68H230V67H229ZM5 69H6V68H5ZM26 69H27V68H26ZM45 69H46V68H45ZM55 69H52L51 73L53 72V70L55 71V73H57ZM71 69H70V70H71ZM96 69H95V71H96ZM105 69H106V68H105ZM107 69H108V68H107ZM107 69H106V70H107ZM202 69H203V68H202ZM209 69H210V68H209ZM6 70H7V69H6ZM6 70H3L2 72L4 73V71H6ZM8 70H9V68H8ZM16 70H17V69H16ZM24 70H25V69H24ZM48 70H49V68H48ZM62 70H61V73H62ZM64 70H65V75H66V69H64ZM70 70H69V72H70ZM73 70H72V71H73ZM84 70H86V69L84 68ZM109 70H110V69H109ZM223 70H224V69H223ZM225 70H226V68H225ZM225 70H224V71H225ZM228 70H230V69H228ZM9 71H10V70H9ZM32 71H34V70H32ZM32 71H28V72H30V74H31ZM79 71H78V72H79ZM87 71H86V73H85L84 71H81L82 74H81V73L79 74V73L77 72L76 75L79 74L77 77H79V76H81V75L84 76L85 74H87ZM89 71H90V72H89ZM95 71H94L93 73H96ZM110 71H112V70H110ZM119 71H120V69H118V73L120 74ZM207 71H210V70H206L205 72H207ZM212 71H213V70H212ZM212 71H211V73H213ZM224 71H223V73H224ZM2 72H0V73L3 75ZM10 72H12V71H10ZM15 72H16V71H15ZM25 72H27V71H25ZM25 72H24V74L26 75ZM44 72H45V71H44ZM63 72H64V71H63ZM83 72H84L85 74H84ZM106 72H107V71H106ZM116 72H117V71H116ZM216 72H217V71H216ZM226 72H227V71H226ZM7 73H8V72H7ZM7 73H6V74H7ZM34 73H35V71H34ZM40 73H41V74H40ZM71 73H72V72H71ZM71 73H69V74H71ZM111 73H112V72H111ZM118 73H117V75H118ZM207 73H208V72H207ZM209 73H210V72H209ZM211 73H210V74H211ZM228 73H230V72H228ZM9 74H10V73H9ZM12 74H13V73H12ZM15 74H16V73H15ZM19 74H20V73H19ZM21 74H22V73H21ZM32 74H33V73H32ZM36 74H38V72L35 73L34 76H33L34 81H35L36 77L38 76V75L36 76ZM42 74H43V72H40V70H39V75L41 76ZM53 74H54V73H53ZM74 74H75V73H74ZM103 74H105V73L103 72ZM103 74H101V75H100V74H99V75L96 74V75H97V79L100 80V78H98V76L101 77V78L103 79V78L105 77V75H103ZM210 74H209V77H210ZM213 74H215L216 76H218L216 73H213ZM16 75H17V74H16ZM27 75H28V73H27ZM51 75H52V74H51ZM59 75H60V74H59ZM62 75H63V73H62ZM62 75H60V76H62ZM72 75H73V74H72ZM76 75H75V76H76ZM90 75H92V76H90ZM96 75H95V76H96ZM107 75H108V74H107ZM109 75H110V74H109ZM109 75L106 76L108 79H109ZM112 75H113V74H112ZM206 75H207V74H206ZM211 75H212V74H211ZM215 75H212V76H215ZM219 75H220V74H219ZM12 76H14V75H12ZM12 76L8 75V77H12ZM35 76H36V77H35ZM40 76H39V78H40ZM43 76H44V78H46V77L49 78V73H48V76H46L45 74H43L42 77H43ZM57 76H58V75H57ZM82 76H81V77H82ZM102 76H104V77H102ZM119 76H120V75H119ZM222 76H223V74H221V77H222ZM224 76H226V74H225ZM224 76H223V77H224ZM234 76H235V75H234ZM237 76H238V75H236V78H237ZM0 77H1V76H0ZM8 77H7V78H8ZM14 77H15V76H14ZM14 77H12V78H14ZM29 77H31V76L29 75ZM50 77H53V76H50ZM63 77H64V76H63ZM85 77H86V76H85ZM110 77L113 79L112 76H110ZM117 77H118V76H117ZM223 77H222V78H223ZM4 78H5V76H4ZM4 78H3V76H2V79H1L0 81L2 82V80H3ZM12 78H11V79H12ZM22 78H25V77H22ZM33 78H32V79H33ZM44 78H42V80H43ZM55 78H56V76H55ZM57 78H58V77H57ZM61 78H62V77H61ZM65 78H66V77H65ZM73 78H74V76H73ZM79 78H80V77H79ZM79 78H78V79H79ZM82 78H83V80H84L85 85H87L86 83H87V81H89L88 77H87V79H88L87 81H86V79H84V77H82ZM82 78H81V79H82ZM94 78H95V79H92V81H90L92 84H90V82H89V85H87V86H88L87 89H90V86H91V85H94V87H95V84H96V83H94L93 81H94V80L96 81V77H94ZM107 78H104V80L107 79ZM111 78H110V79H111ZM114 78H116V76H114ZM210 78H212V77H210ZM11 79H10V81H13V80H11ZM26 79H27V77H26ZM30 79H31V78H30ZM30 79H29V80H30ZM32 79H31V80H32ZM67 79H69V77H68ZM81 79L79 80V81H81L80 84L83 83ZM112 79H111V80H112ZM217 79H218V77H217ZM31 80H30V83H31ZM37 80H38V77H37V79H36V81H35L36 85H37L38 82H39V81H37ZM40 80H41V79H40ZM45 80L47 81L48 79H45ZM45 80H44V81H45ZM53 80H54V79H53ZM53 80H52V78H50V79H49L50 83H51V81H53ZM59 80H61V79H59ZM62 80H63V78H62ZM69 80H70V79H69ZM69 80H68V81H69ZM76 80H77V79H76ZM76 80H75V81H74V80H71V82L73 81V83L68 84V85L71 86L72 89H73L72 86H73V85L75 86V88H76L77 90L74 88L73 91H72V89H69V87H67V86H68V85H67V82H68V81H65V80H64V81H65L66 83H65L64 81H63L64 83H60V84H62V87H60L61 85L59 84V85H60V86H59L58 83H57V82H58V79H57V81H56V79H55V83H54L55 86H53L54 84L52 83V84H53L52 86H53L54 88L51 87V88H53L54 90L50 89L51 91L49 90L51 84H50V85H47L49 81H48V82H45V86L42 85V83H44V82L40 83L42 86L38 84L39 86L44 87V89L48 86L47 89H48L51 93H52V91H54V92H53L54 94L58 91L57 88L60 87V88H59V92H57V93H58L57 95L62 94L61 96H59L60 98L62 97L61 100L59 99V97H58V99H57V97H56L57 95H56V94H55V97L53 96V94H51L52 97L54 98V100H52L51 97L49 96V95H50L49 92H48L49 94H47V93L45 92V90L38 89V86H37V88H34V86H35V85H34V82H33V85H34L33 88H32V85L29 86V87H31V88H30V91L32 90L34 93H36V95H37L38 93H42V92H43L44 94H46V96H45L43 93H42V94H43L44 96H43L42 94H40V95L38 94V95H37V96H39V97L41 96V98H42V96H43V99H44V97H50V99L53 101V102H52L53 105L51 104V105L53 106V107L51 106L53 110H51V109H50V110H51L52 113L55 112V117H56V118H54V120L56 119V120H57L59 123H61V124H62V123L65 124L66 120H68V121L66 122V123H68V124H70V123H69L70 121H71V123H72V120H73V121L76 120V123L79 124L77 120H79L81 117L83 118V113H84V112H87V113H90V114L92 113V114H93V112H91L92 110L89 111V110H90V107L88 108V107H86L87 105L84 106L83 104H84L85 102H86L87 104L92 103V101L95 102V99L92 97L93 100L87 102L88 100H90V99H87V97H88L89 93L91 94V92H90V91H86L87 89L82 88L83 85H81V87H79L77 84H75V82H77ZM104 80H103V81H100V82H98V81H96V82H98L99 84H100V83L102 84V82H108V83L111 82V81H104ZM207 80H208V79H207ZM215 80H216V78H215ZM3 81H4V80H3ZM10 81L8 80V81L3 82V83H5V85H6V83H8V84L11 83ZM18 81H19V80H18ZM18 81H17V82H18ZM20 81H21V80H20ZM24 81H25V79H24ZM26 81H27V83H28V79H27ZM32 81H33V80H32ZM209 81H210V80H209ZM220 81H221V78H220ZM222 81H223V79H222ZM226 81H228V80H226ZM239 81H240V80H239ZM1 82H0V83H1ZM22 82H23V81H22ZM22 82H21V83H22ZM179 82H180V81H179ZM214 82H215V81H214ZM216 82L218 83V81H216ZM240 82H241V81H240ZM3 83H2V84H3ZM13 83H14V82H13ZM23 83H25V82H23ZM46 83H47V84H46ZM56 83H57V84H56ZM84 83H83V84H84ZM19 84H20V82H19ZM25 84H26V83H25ZM25 84H24V85H25ZM65 84H66V85H65ZM78 84H79V83H78ZM80 84H79V85H80ZM99 84L96 85V88L94 89V91H92L93 94H92L91 96H97V95H96V94H97V91H95V90L98 89L97 87H98ZM110 84H111V83H110ZM110 84H108V85H110ZM113 84H114V83H113ZM210 84H211V83H210ZM220 84H221V82H220ZM5 85H3V87H4ZM9 85H10V84H9ZM9 85H8V86L6 85L7 87H6V86H5V87H6L7 89H9L11 85H12V86H15L14 84H11L10 86H9ZM16 85L18 86V84H16ZM57 85H58V86H57ZM64 85H65V86H64ZM76 85H77V86H76ZM85 85H84V86H85ZM104 85H105V84H104ZM108 85H107V86H108ZM218 85H219V84H218ZM218 85H217V86H218ZM221 85H222V84H221ZM240 85H241V84H240ZM0 86H2V85L0 84ZM56 86H57V88H56ZM100 86H101V89H105V87H104L103 85H100ZM100 86H99V89H100ZM105 86H106V85H105ZM110 86H111V85H110ZM225 86H226V84L224 85V87H225ZM3 87H0V91H3V90H4L5 87H4V88H3ZM8 87H9V88H8ZM29 87H28V88H29ZM63 87H64L65 89H63ZM91 87H92V86H91ZM114 87H115V86H114ZM186 87H187V86H186ZM209 87H210V86H209ZM221 87H222V86H221ZM228 87H229V86H228ZM230 87H231V86H230ZM233 87H235V86H233ZM6 88H5V89H6ZM14 88H16V87H14ZM14 88L12 87V92H13L12 94H11V90H7V91H10V94H8V95H9V96L11 95V98H13V99H12V101L10 100V101H11V102H10V105H5V104L3 103V104L6 106L5 110L9 108L8 111H7V110H6V111H3L4 108H3V110H2V108L0 109L1 112H4V113H5V114H4V113L2 114L3 116L0 115V116L3 117V119H0V126L2 127V125H5V128H7V125H9V126H11V127H12V125H13V127H12V130H13V131L11 130V127L8 126V128H10V129H9V130H10L9 132H12V137H15V139H16V137L20 135V134L17 135L18 133L16 134V132H17V131L20 132V129H21V128L19 129L18 125H19V126H20V125L22 126V124H23V126H24V125H29V126L32 125V127H34L33 125L36 126V123H38V125H39V126H38V128H39L38 130H40V131H39V134H37V135H38L39 137L37 136L38 139L35 137V135H34V137L38 140V143L40 142L39 144H38L37 142H35V143L38 144V145H41V143H44V142L46 141L45 138L48 137V139H49L50 136L53 134L52 132H54L56 129H55V130L52 129L51 135L44 133L46 130H44V129L42 128V126H43V125L48 126L47 123H48L49 120H50V116L46 118V119H48V120H46V119L44 118V119L46 120V121H45L46 124H44V122H43L44 119H42V122H40L42 117H39V118H40V121L38 120V122H36V123L33 121V122L35 123V124H33V123H31V122L29 121V118H30L31 114H30L28 111H32V110H31V109H32V106H35L36 109H39V105H40V104H37L38 101H39L38 103H40V102H44V103H45L44 105L47 106L48 103H49V104L51 103V100H50L49 98H47L48 100H47V99H44V101H43V100L41 99L42 101H40V99L37 98V97H36V99H38V101H37L36 99H35V100H31V99H32L33 97H35L36 95L33 94V95H35V96H33V95H32L33 92H32V91H31L32 93L29 92V93H30L29 95H30L31 98L29 97V98H30V102H28V103H32V104H35V105L28 104V106L31 105V109L26 110V111L28 112V115H29V116L27 115V116H28V117H27V116H25V115L27 114V112H26L25 115L23 114V113H25V112L22 113V111H24V110H23L24 107H23V105H22V107L20 106V105H21L20 103H22V102H20V101H21V100H20L21 98L18 99V97H17V95H16V92H17L19 89H20V91H21V88H20V86L18 87L19 89L17 88L18 90H17V89H14ZM22 88H24V86H23ZM55 88H56V89H55ZM61 88H62V89H61ZM198 88H199V87H198ZM201 88H202V87H201ZM210 88H211V87H210ZM222 88H223V87H222ZM231 88H232V87H231ZM237 88H238V86H237ZM35 89H37V90H36L37 92L35 91ZM79 89H80V90H79ZM81 89H82L83 92H84V90H85V92H88V93H87L88 95H87V94H84L83 92H82V95H81V92H80ZM91 89H92V88H91ZM101 89L98 90V91H100V93L98 92V93H99V96H98L99 98H98V97H95V98L97 99L96 102L98 101V99L100 100V98H101V101H98V102H100V103L97 102V103H95L94 105H93V104H89V106H90V105H93L92 107H94V106L96 107V113H97V114H98V111L101 113V111H100V107L105 106L104 104H102L103 101H104V102L107 101V100H106L107 98L104 99V95H103V96L101 95V91L103 92V90H101ZM189 89H190V88H189ZM234 89H235V91H236V88H233V91H234ZM239 89H242V88H239ZM25 90H26V89L22 90V93H21V94H23V93H24L23 91H25ZM27 90H28V89H27ZM38 90H41V92H40V91L38 92ZM55 90H56V91H55ZM61 90H62V91H61ZM63 90L65 91L64 93H62ZM122 90H123V89H122ZM209 90H211V89H209ZM218 90H219V89H218ZM222 90H223V89H222ZM228 90H232V89H227L226 92H227ZM237 90H238V89H237ZM20 91H18V92L20 93ZM46 91H47V90H46ZM66 91L69 93V95L67 94ZM69 91H70V92H69ZM76 91H77L78 93H77ZM110 91H111V89H110ZM198 91H199V90H198ZM203 91H204V90H203ZM203 91H202V92H203ZM223 91H224V90H223ZM238 91H241V92H239V94L241 95V94H242V90H238ZM5 92H6V90H5ZM18 92H17V93H18ZM26 92H27V91H26ZM26 92H25V93H26ZM72 92H73V93H72ZM74 92H75V93H74ZM107 92H108V91H107ZM120 92H121V94H124V93H122L123 91H120ZM120 92H119V93H120ZM231 92H232V91H231ZM65 93H66L67 95H66ZM94 93H95V95H94ZM103 93L105 94V91H104ZM103 93H102V94H103ZM184 93H185V92H184ZM184 93H183V95H184ZM187 93H188V92H187ZM203 93H205V92H203ZM219 93H220V92H219ZM232 93H233V92H232ZM237 93H238V92H237ZM21 94H19L18 96H20ZM26 94H27V93H26ZM63 94H64V95H63ZM83 94H84V96H85V97H84L85 99L81 97V96H83ZM116 94H117V92H116ZM176 94H177V93H176ZM176 94H175V95H176ZM181 94H182V93H181ZM192 94H194V93H192ZM205 94H207V93H205ZM72 95H76V97H75V96H72ZM100 95H101L103 98L100 97ZM112 95H113V94H112ZM117 95H119V94H117ZM222 95H223V94H221L220 97H222ZM237 95H238V94H237ZM9 96H8V98H9ZM66 96H68L67 98H69V99H71V97H73L74 100H73V101L71 100L73 103H72L69 99H66V101H64L65 98H66ZM79 96H80V97H79ZM89 96H90V95H89ZM91 96H90L89 98H91ZM120 96L124 97V95H120ZM189 96H190V95H189ZM205 96H206V95H205ZM212 96H213V95H212ZM212 96H211V97H212ZM233 96H236V95L234 94ZM1 97H2L1 99H3V96H2V95H1ZM105 97H106V95H105ZM197 97H198V96H197ZM199 97H200V96H199ZM211 97H210V98H211ZM238 97H239V96H238ZM240 97H241V99L243 98L242 96H240ZM5 98H6V96H5ZM25 98L27 99V97H25ZM55 98H56V100H55ZM80 98H81L82 100H80ZM174 98H175V97H174ZM176 98H177V97H176ZM180 98H181V97H180ZM180 98H179V99H180ZM9 99H10V98H9ZM9 99H8V100H9ZM22 99H23L22 101L25 100V99H24V96H23ZM75 99H77V100L75 101ZM83 99H84V100H83ZM186 99H187V98H186ZM191 99H192V98H191ZM204 99H205V98H204ZM212 99H213V98H212ZM217 99H218V98H217ZM222 99H223V98H222ZM234 99H235V97H234ZM234 99H233V100H234ZM236 99H237V96H236ZM3 100H4V99H3ZM3 100H2V102H3ZM8 100L6 99V101H7L6 104H8V102H9ZM46 100L48 101L47 104H46V102H45ZM58 100H60V102H59ZM102 100H103V101H102ZM109 100H110V99H109ZM174 100H175V99H174ZM199 100H200V99H199ZM231 100H232V99H231ZM0 101H1V100H0ZM28 101H29V100H28ZM34 101H36V102H34ZM49 101H50V102H49ZM61 101H62V102H61ZM69 101H70V102H69ZM163 101H164V100H163ZM170 101H171V100H170ZM181 101H182V100H181ZM181 101H180V102H181ZM210 101H211V100H210ZM218 101H220V100L218 99ZM238 101H239V99H238V100H234V102H236V104H237ZM2 102H1V103H2ZM33 102H34V103H33ZM55 102H57V104H56ZM58 102H59V103H58ZM65 102H66V103H65ZM189 102H191V101H189ZM205 102H206V101H205ZM232 102H233V101H232ZM24 103H26V102L24 101ZM61 103H62V104H61ZM69 103H70V105L73 106V107L69 106ZM71 103H72V104H71ZM82 103H83V104H82ZM86 103H85V104H86ZM168 103H171V102H168ZM168 103H167V105H170V104H168ZM173 103H174V102H173ZM183 103H184V102H183ZM203 103H204V102H203ZM224 103H225V102H223V104H224ZM238 103H239V102H238ZM41 104H43V103H41ZM54 104L57 105V107H56ZM63 104H64V106H62ZM65 104H67L68 106L66 107ZM98 104H100V107L98 106L99 109H97V106H96V105H98ZM177 104H178V102H177ZM193 104H194V103H193ZM37 105H38V108H37ZM44 105H42V106L44 107ZM82 105H83L84 107H83ZM101 105H102V106H101ZM171 105H172V104H171ZM175 105H176V104H175ZM188 105H189V103H188ZM195 105H196V104H195ZM197 105H198V104H197ZM216 105H217V104H216ZM224 105H225V104H224ZM5 106H4V107H5ZM8 106H9V107H8ZM19 106H20V107H19ZM42 106H41L40 109H39L40 111H41V110H42V111L45 110L44 108H42ZM81 106H82L83 109H84L85 107L88 108V111H87V109H86V111H85V109H84V110H81ZM0 107H1V106H0ZM29 107H30V106H29ZM29 107H28V108H29ZM54 107H56V108H54ZM68 107H71V108H68ZM79 107H80V108H79ZM174 107H175V106H174ZM179 107H182V106H179ZM188 107H189V106H188ZM237 107H239V105L236 106V109H237ZM20 108H21L22 110H21ZM26 108H27V107H26ZM46 108H47V107H46ZM48 108H50V106H48ZM48 108L46 109V111L48 110ZM182 108H183V107H182ZM185 108H186V107H185ZM36 109H34V110H36ZM54 109H55L56 111H54ZM72 109L75 110V113H76V111H77L78 114H81V115H78V114L75 115V114H73L74 112H73ZM92 109H93V108H92ZM103 109H104V107H103ZM103 109L101 108V110H103ZM176 109H178V108H176ZM179 109H180V108H179ZM179 109H178V110H179ZM39 110H37V112H38ZM50 110H49V111H50ZM71 110H72V111H71ZM93 110H95V109H93ZM97 110H98V111H97ZM234 110H235V109H234ZM49 111H48V112H49ZM79 111H80V112H79ZM195 111H196V110H195ZM7 112H8V113H7ZM35 112H36V111H35ZM72 112H73V113H72ZM182 112H183V111H182ZM42 113L44 114V112H42ZM45 113H46V112H45ZM71 113H72V114H71ZM87 113H84L85 116L89 115V114H87ZM94 113H95V112H94ZM102 113L104 114L105 112H102ZM188 113H189V112H188ZM188 113H187V114H188ZM38 114H39V112H38ZM46 114H47V115H50L49 113H46ZM53 114H54V113H53ZM97 114H95V115L97 116ZM191 114H192V113H191ZM191 114H189V116H190ZM5 115H6V119H4ZM39 115L41 116V114H39ZM47 115H45V117H46ZM72 115H73V116H77V115H78V116L74 118ZM93 115H94V114H93ZM33 116H34V118H33L34 120L39 119L38 117L36 118V115H32V117H33ZM37 116H38V115H37ZM53 116H54V115H53ZM68 116H69V117H68ZM70 116H72V117L70 118ZM79 116H81V117H79ZM90 116H92V115H90ZM90 116H89V117H90ZM102 116H103V115H102ZM187 116H188V115H187ZM32 117L30 118V120L32 119ZM43 117H44V115H43ZM78 117H79V119H78ZM0 118H1V117H0ZM51 118H53V117H51ZM57 118H58V119H57ZM67 118H70V119H72V120L67 119ZM93 118H94V116H92V119H93ZM188 118H189V117H188ZM65 119H66V120H65ZM83 119H84V118H83ZM86 119H90V120H91V118H86ZM86 119H85V120H86ZM103 119H104V117H103ZM184 119H186V118H184ZM51 120H52V119H51ZM54 120H52V121H53L54 123L57 124V121H54ZM59 120H60V121H59ZM69 120H70V121H69ZM81 120H82V119H81ZM95 120H96V119H94V121H95ZM97 120H98V119H97ZM97 120L94 122V124H95V123H98V125H99L100 122L97 121ZM36 121H37V120H36ZM62 121H63V122H62ZM86 121H87V120H86ZM91 121H92V120H91ZM184 121H186V120H183V122H184ZM202 121H204V120L202 119ZM79 122H80V120H79ZM81 122H84V125L87 124V122H85L84 120H82ZM88 122H89V121H88ZM59 123H58V126L61 125V124H59ZM89 123H90V122H89ZM191 123H192V121H191ZM77 124H75V121H74L73 126H75V128L73 127V128L71 129V130L73 131V133L71 132V130H70V131L68 130V129L72 126V124L68 125L69 128L66 126V124H65V125H62V127L60 126L61 129H60V130L57 129V130H58L59 132L62 131V130H64V131L66 132V131L68 130L69 132H71L72 134H74V132L76 131V127H77V129H79L80 127L84 126V125L80 126V125H77ZM80 124H81V123H80ZM218 124H222V123H218ZM218 124H217V126H219ZM40 125H42V126H40ZM76 125H77V126H76ZM91 125H92V123H91ZM95 125H96V124H95ZM100 125H101V124H100ZM185 125H186V124H185ZM193 125H194V124H193ZM45 126H44V127H45ZM50 126H51V125H50ZM50 126H48V128H49ZM78 126H80V127H78ZM186 126H187V125H186ZM186 126H185V127H186ZM240 126H242V125H240ZM240 126H239V127H240ZM32 127H31V129L29 130V131H31V132H30L31 134H32V131L35 130V129L32 130ZM52 127H54V125H52L50 128H52ZM66 127H67L68 129H66ZM85 127H87V125L84 126V128H85ZM197 127H198V126H197ZM239 127H238V128L236 127V129H239ZM27 128L29 129L30 127H27V126H26L25 130H26ZM36 128H37V127H36ZM45 128H47V127H45ZM62 128H64V129H62ZM88 128H91V129H92V127H91L90 125H88ZM188 128H190V127H188ZM198 128L200 129V127H198ZM202 128H203V127H202ZM213 128H214V127H213ZM234 128H235V127H233V129H234ZM16 129H19V130H16ZM41 129H42V130H41ZM73 129H75V130H73ZM192 129H194V128H192ZM217 129H219V128H216L215 130H217ZM225 129H226V128H225ZM7 130H8V129H7ZM43 130H44V132H43ZM49 130H50V129H47V132H49ZM190 130H191V129H190ZM215 130H214V131H215ZM228 130H229V128H228ZM4 131H5V129H4ZM4 131H3V132H4ZM23 131H24V127H23ZM26 131H28V130H26ZM78 131H80L79 133L81 134V137H84V138H85V136H87V134H85V136L82 135V133H81V132H82L81 129H79ZM86 131H87V130H86ZM89 131H90V130H89ZM180 131H181V130H180ZM184 131H185V130H184ZM184 131H183V132H184ZM192 131H193V130H192ZM205 131H206V130H205ZM205 131H204V132H205ZM210 131H212V130H210ZM214 131H212V132H214ZM217 131H218V130H217ZM232 131H233V130H232ZM232 131H230V132H232ZM1 132H2V131H0V133H1ZM40 132H42V133L45 134L46 136H43V134H41ZM90 132H91V131H90ZM223 132H224V131H223ZM24 133H25V131L22 133L23 135L21 134L22 136L20 135V137H23V138H21L20 140H22V139H23V141H24V140H26V141H29V140H30V141H35V140H36L35 138H34L35 140H32L33 138H32V139H29V136H27V139H26V136H24ZM34 133H38V132H35V131H34ZM34 133H33V134H34ZM54 133H56V131H55ZM60 133H61V132H60ZM60 133H59V135H60ZM77 133H78V132H77ZM87 133H88V132H87ZM127 133H128V131H127ZM194 133H195V132H194ZM196 133H197V132H196ZM196 133H195V134H196ZM198 133H199V132H198ZM202 133H203V132H202ZM202 133H201V134H202ZM215 133H216V132H215ZM226 133H227V132H226ZM69 134H70V133H69ZM75 134H76V133H75ZM80 134H79V135H80ZM83 134H84V132H83ZM130 134H131V133H130ZM184 134H185V133H184ZM191 134H192V133H191ZM195 134H194V135H195ZM201 134H200V135H201ZM213 134H214V133H213ZM2 135H4V134H2ZM5 135H6V134H5ZM16 135H17V136H16ZM40 135H42V136H40ZM54 135H56V136H53V135H52V136L55 137V144H56V142H57V140H59L58 138H59L60 136H58V134H54ZM62 135H63V133L61 134V137H62ZM79 135H78V136H79ZM88 135H91V134L89 133ZM187 135H188V134H187ZM224 135H225V134H224ZM237 135H238V134H237ZM57 136H58V138H56ZM65 136H66V140H67L68 134H66ZM65 136H64V137H65ZM78 136L75 137V135H74L75 138H78ZM198 136H199V135H198ZM201 136H203V134H202ZM221 136H222V135H221ZM221 136H220V137H221ZM6 137H8V135H6ZM24 137H25V138H24ZM44 137H45V138H44ZM61 137H60V139H62ZM64 137H63V140H64ZM72 137H73V135H72ZM72 137H71V138H72ZM89 137H90V136H89ZM125 137H126V135H125ZM188 137H191V136L188 135ZM205 137H206V136H205ZM205 137H204V138H205ZM220 137H218V138H220ZM233 137H234V134H233ZM233 137H231V138H233ZM0 138H1V139H0L1 141L6 140V139H3L2 136H0ZM18 138H19V137H17V139H18ZM39 138H41V139L39 140ZM42 138H44V141H43ZM69 138H70V137H69ZM79 138H80V136H79ZM84 138H83V139H84ZM122 138H123V137H122ZM185 138H186V137H185ZM206 138H207V137H206ZM28 139H29V140H28ZM53 139H54V138L51 137V140H53ZM80 139H82V138H80ZM86 139H87L86 141H89V140L91 139V137H90V139L86 137ZM186 139L189 140V138H186ZM202 139H203V138H202ZM216 139H217V138H216ZM223 139H224V136H223ZM239 139H240V137H239ZM8 140H9V139H8ZM71 140H73V139H71ZM75 140H76V139H75ZM198 140H199V139H198ZM206 140H207V139H206ZM206 140H204V141H206ZM23 141H21V143H22ZM26 141H25V142H26ZM49 141H50V140H47V142H49ZM53 141H54V140H53ZM53 141H50V142H51V143H54ZM61 141H62V140H61ZM68 141H70V140L68 139ZM73 141H74V140H73ZM77 141H78V140H77ZM82 141H83V140H82ZM90 141H92V139H91ZM90 141H89V142H90ZM196 141H197V140H196ZM201 141H202V140H201ZM204 141H203V144L200 143V141H199V143H200L201 145L197 143L198 145H200V148L202 147L203 150L200 149V150H202V153H201V151H200V153L203 154L204 157H206L207 154H208V155L210 154V158H209V159H212V160H213V159L215 160V156H217V157H221V158H223V159H224L226 156L228 157V158H226V159H229V158L231 157V156L229 157V155H230L229 152H230V151L227 150L228 148H224V147H226V146H223V147H222V146H217V147H219V148H217L216 146L214 147L215 144H214V145L212 144L213 141H212V143H210V142L207 140V141H208V145H210V146L206 145V147L209 148L208 150H210V151H208L207 148H204V147H205V144H207V142L204 143ZM237 141H238V140H237ZM9 142H12V141L10 140ZM17 142H18V141H17ZM19 142H20V141H19ZM25 142L23 143V146H25V149H26V148H28V146H30V143H31V142H30V143L28 142L29 145H28L27 143H25ZM47 142H45V143L47 144ZM50 142H49V143H50ZM83 142H85V141H83ZM189 142H190V141H189ZM235 142H236V141H235ZM235 142H234V144L237 145L238 147L235 146L234 144H232V145H234V146H230V147H235V149L237 150V149L239 148V144H236V143H238V142H236V143H235ZM13 143H16V142H13ZM13 143H10V144H9L8 141H7V144H9V146H7V147H11L10 145H13ZM21 143H20V144H21ZM49 143H48V144H49ZM65 143H66V142H65ZM67 143H68V142H67ZM86 143H87V142H86ZM86 143H85V144H86ZM194 143H196V142L194 141ZM2 144H4V143H2ZM2 144H1V145H2ZM25 144H27L28 146L26 147ZM31 144H32L31 146L34 145L33 142H32ZM71 144H72V143H71ZM79 144H80V143H79ZM87 144H88V143H87ZM89 144H90V143H89ZM1 145H0V146H1ZM5 145H6V142H5ZM38 145H37V146H36V145L33 146V147H35V148H33V147H30V148H33V150H36V148L38 147ZM61 145H62V143H61ZM63 145H66V144L63 143ZM74 145H75V144H74ZM187 145H188V144H187ZM198 145H197V146H198ZM202 145H203V146H202ZM212 145H213V146H212ZM221 145H223V144H221ZM53 146H55V145H53ZM66 146H67V145H66ZM87 146H88V145H87ZM87 146H86L85 149H87ZM190 146H191V145H190ZM194 146H195V145H194ZM194 146H193V147H194ZM7 147H4V148H5L4 150H7ZM19 147H20V146H19ZM60 147H61V146H60ZM69 147H70V145H69ZM69 147H68V148H69ZM71 147H72V146H71ZM73 147H74V146H73ZM210 147H211V148H210ZM213 147H214L215 149H214ZM220 147H221V148H220ZM227 147H229V146L227 145ZM12 148H13V147H12ZM22 148H23V147H22ZM57 148H59V147H57ZM57 148H55V149H57ZM62 148H63V147H62ZM198 148H199V147H198ZM198 148H197V149H198ZM222 148H224V149L222 150ZM2 149H3V148H2ZM15 149H17V146H16ZM23 149H24V148H23ZM25 149H24V150H25ZM48 149H49V148H48ZM51 149H52V147H51ZM59 149H60V148H59ZM63 149H64V148H63ZM71 149H72V148H71ZM74 149H75V148H74ZM78 149H79V148H78ZM80 149H81V147H80ZM183 149H185V148H183ZM213 149H214L215 151L217 150L218 152L215 153ZM220 149H221V150H220ZM233 149H234V148H233ZM233 149H231V151H233ZM239 149H240V148H239ZM239 149H238L237 151H235V153H236V152L238 153V151L240 152ZM10 150H12V149L10 148ZM18 150H19V148H18L17 150H15V153H18V154H16V155L20 157V156H22V155H20L21 152H22V154H23V153H24V150H22V151L19 150L20 153L17 152ZM27 150H28V149H27ZM38 150H39V149H38ZM49 150H50V149H49ZM49 150H48V152H49ZM57 150H58V149H57ZM82 150H84V149H82ZM89 150H90V149H89ZM192 150H193V149H192ZM211 150H212V151H211ZM224 150H225V151H224ZM1 151H2V150H1ZM28 151H29V150H28ZM31 151H32V149L28 152V154H30V153H32V152H35V151H32V152H31ZM39 151H40V150H39ZM42 151H44V150L42 149ZM85 151L88 152L87 150H85ZM188 151H190V150H188ZM205 151H207L206 154H204ZM3 152L6 153V151H3ZM7 152H8V153H9V152H12V153H13L14 151H9V150H8ZM50 152H51V151H50ZM52 152H53V151H52ZM56 152H58V151H56ZM60 152H61V151H59L58 153H60ZM177 152H179V151H177ZM186 152H187V151H186ZM191 152L194 153V150L191 151ZM191 152H190V153H191ZM208 152H209V153H208ZM210 152H211V153H210ZM213 152H214L215 156H214V154H212ZM0 153H1V152H0ZM26 153H27V152H26ZM38 153H39V152L36 150V152L33 153V155H34V154H38ZM43 153H44V152H42V154H43ZM62 153H63V151H62L60 154H62ZM67 153H68V152H67ZM79 153H80V152H79ZM198 153H199V152H198ZM200 153H199V154H200ZM233 153H234V152H233ZM24 154H25V153H24ZM42 154H41V155H42ZM53 154H54V153H53ZM73 154H74V153H73ZM84 154H85V152H84ZM84 154H83V155H84ZM86 154H87V153H86ZM39 155H40V153L38 154V156H39ZM64 155H65V154H64ZM66 155H68V154H66ZM170 155H171V154H170ZM186 155H187V154H186ZM188 155H189V153H188ZM195 155H196V154H195ZM195 155H194V156H195ZM211 155H212V157H211ZM23 156H25V155H23ZM36 156H37V155H35V157H36ZM44 156L46 157L47 155H44ZM44 156H42V157H44ZM51 156H52V155H51ZM56 156H58V154H57ZM56 156H55V157H56ZM68 156H70V154H69ZM85 156H87V155H85ZM157 156H158V154H157ZM168 156H169V153H168ZM199 156H200V155H199ZM213 156H214V157H213ZM27 157H28V156H27ZM47 157H48V156H47ZM53 157H54V156H53ZM55 157H54V158H55ZM60 157H61V155H60ZM66 157H67V156H66ZM80 157H82L81 159H85V158H86V157L83 158L82 154L80 155ZM159 157H160V156H159ZM159 157H158V158H159ZM161 157H162V158H166L167 156L164 155V157H163V155H161ZM161 157H160V159H161ZM171 157H172V156H170V158H171ZM232 157H234V156H232ZM235 157H238V156H235ZM39 158L41 159V156H40ZM189 158H190V155H189ZM194 158H195V157H194ZM197 158H198V157H197ZM202 158H203V157H202ZM221 158H220L219 163H220L221 161H223ZM55 159H56V158H55ZM58 159H59V157H58ZM67 159H68V158H67ZM71 159H72V157H71ZM71 159H70V160H71ZM79 159H80V158H79ZM160 159H159V160H160ZM181 159H182V158H181ZM190 159H191V158H190ZM216 159H217V158H216ZM232 159H233V158H232ZM77 160H78V157H77ZM85 160H86V159H85ZM161 160H162V159H161ZM164 160L166 161V160H168V159H164ZM164 160H162V162H160V161H158V162L162 163L161 165L163 166V161H164ZM170 160H171V159H170ZM199 160H201V159H199ZM202 160H203V159H202ZM214 160H213V162H217V163H218V161H216V160L214 161ZM217 160H219V159H217ZM224 160H225V159H224ZM75 161H76V160H75ZM81 161H83V160H81ZM156 161H157V160H156ZM165 161H164V162H165ZM168 161H169V160H168ZM191 161H192V159H191ZM228 161H229V160H228ZM228 161H226V163H227ZM77 162H79V161H77ZM85 162H88V161H85ZM72 163H73V162H72ZM74 163H75V162H74ZM160 163H159V164H160ZM233 164H234V163L232 162L231 164L228 163L227 165H229V167H231ZM81 165H82V162H81ZM83 165H84V163H83ZM204 165H205V164H204ZM212 165H214V164H212ZM212 165H211V166H212ZM215 165H216V164H215ZM219 165H220V164H219ZM221 165H223V162H222ZM224 165H225V164H224ZM236 165H237V168H239L238 166H239L240 164H239V165L236 164ZM236 165H235V168H236ZM86 166H87V163H86ZM152 166H153V165H152ZM162 166L159 165V167H157V166H156V167H157L158 169H160V167H161V168H163V170H164L165 168L162 167ZM164 166H165V163H164ZM173 166H174V165H173ZM201 166H202V165H201ZM217 166H218V165H217ZM165 167H166V170L169 168L170 171H172L175 167H177L175 171H178V170L181 168V167L179 166V164H178V166H177V164H176V166H174V168H173V167L171 168V167L167 166V164H166ZM178 167H180V168H178ZM153 168H154V167H153ZM204 168H205V167H204ZM215 168H216V167H215ZM215 168H214V169H215ZM231 168H232V167H231ZM155 169H156V168H155ZM158 169H156V170H158ZM177 169H178V170H177ZM211 169H212V168H211ZM211 169H210V170H211ZM220 169H221V168H220ZM85 170H86V167H85ZM161 170H162V169L158 170V173H157L156 176L159 178V180L161 179V180H160V181H161L160 183L163 182L164 184L168 185L170 188L173 187L174 190H172V188H171V190H172V194H173V193H177V194H178V195L176 196V198H177L178 196H179V198H181L179 194H180V192H181V194L183 193V192H182V191H183V189H182L183 187H182V186H185V185H182V184H184V182H185V184H186V180H188V178H190V179L192 180V179L194 178L193 175H194L195 172H196V174H195L196 176H198L197 173H199V172H198L199 170H197V171H194V170L188 171V173H189V172H190V173H193V174H192L193 177H192V176L190 175V173H189V174H188V173L185 174V173H184V171H185L184 169H183L184 171H181V170H182V168H181V170H179L178 172H179V174L182 173V175H184L183 177H184L185 179H184L183 177H180V176H182V175L179 176V175L177 174V177H176L177 179H176V181H178L180 178L183 179V183L180 184V181H179V184H178V182L176 183V182H173V181H172V179H171L172 177L170 176L171 174L168 175L169 173H174L175 171H174V172H173V171H172V172H169V173H167L168 176H167V175L165 176V175L162 174V171H161ZM166 170H164V171H166ZM187 170H188V169H187ZM232 170H233V169H232ZM235 170H236V169H235ZM235 170H234V171H235ZM237 170H238V169H237ZM86 171H87V170H86ZM86 171H85V172H86ZM167 171H168V170H167ZM180 171H181V172H180ZM204 171H205V170H204ZM214 171H215V170H214ZM216 171H217V170H216ZM155 172H156V171H155ZM159 172H160V173H159ZM178 172H177V173H178ZM186 172H187V171H186ZM200 172H201V170H200ZM237 172H238V171H237ZM220 173H221V171H220ZM220 173H219V175H220ZM231 173H233V171H232ZM238 173H239V172H238ZM158 174L161 175V176H159ZM187 174H188V176H187ZM175 175H176V174L174 173L173 177H174ZM185 175H186V177H188L187 179H186ZM199 175H200V173H199ZM238 175H239V174H238ZM163 176H164L165 178H164ZM189 176H190V177H189ZM227 176H228V175H227ZM230 176H231V175H230ZM179 177H180V178H179ZM218 177H219V176H218ZM220 177H221V176H220ZM236 177H237V176H236ZM158 178H157V179H158ZM178 178H179V179H178ZM202 178H203V177H202ZM221 178H222V177H221ZM234 178H235V176H234ZM237 178H238V177H237ZM182 179H181V180H182ZM240 179H241V178H240ZM184 180H185V181H184ZM194 180H196V179L194 178ZM197 180H198V178H197ZM202 180H203V179H202ZM202 180H201V181H202ZM209 180H210V179H209ZM219 180H220V179H219ZM174 181H175V180H174ZM192 181H193V180H192ZM205 181H206V180H205ZM230 181H231V180H230ZM158 182H159V181H158ZM172 182H173L174 184L176 183V185L174 186ZM181 182H182V181H181ZM193 182H194V181H193ZM196 182H197V181H195L194 183H196ZM198 182H199V180H198ZM203 182H204V181H203ZM227 182H228V181H227ZM191 183H192V182H191ZM194 183H193V184H194ZM204 183H205V182H204ZM206 183H207V182H206ZM215 183H217V182H215ZM237 184H239V182H238ZM237 184H236L234 187L238 186ZM197 185H198V184H197ZM202 185H203V184H202ZM226 185L228 186V187H227L228 189H229V187L232 189L231 185H228V184H226ZM206 186H207V185H206ZM210 186H211V185H210ZM216 186H220V184H219V185H216ZM224 186H225V185H224ZM203 187H204V186H203ZM211 187H212V186H211ZM225 187H226V186H225ZM225 187H224V188H225ZM184 188H185V187H184ZM218 188H219V187H218ZM218 188H217V191H218ZM227 188H225V189H227ZM201 189H202V188H201ZM204 189H205V187H204ZM225 189H222V190H225ZM228 189H227V190H228ZM236 189H237V187H236ZM166 190H167V189H166ZM166 190H165V191H166ZM181 190H182V191H181ZM205 190H206V189H205ZM227 190H225V192H226ZM229 190H230V189H229ZM234 190H235V189H234ZM237 190H238V192H239V193H238V192H237V193L240 194V190H239V189H237ZM173 191H176V192H173ZM179 191H180V192H179ZM207 191H208V190H207ZM178 192H179V193H178ZM185 192L187 193V190H186ZM210 192H211V191H210ZM218 192H219V191H218ZM229 192H230V191H229ZM233 192H234V193H232V192L230 193V194H231V198H232V194H233V197H234L235 191H233ZM201 193H202V192H201ZM222 193H223V192H222ZM197 194H198V193H197ZM206 194H207V193H206ZM213 194H214V191H213ZM227 194H229V193H227ZM238 194H237V195H238ZM183 195H184V193H183ZM202 195H203V194H202ZM210 195H212V193L209 194V196H210ZM218 195H219V194H218ZM237 195H236L235 197H237ZM187 196H188V195H187ZM197 196H198V195H197ZM203 196H204V195H203ZM239 196L241 197V194H240ZM182 197H183V196H182ZM240 197H237V199L240 200V199H241ZM179 198H177V199H179ZM184 198H186V197H184ZM213 198H214V197H213ZM229 198H230V197H229ZM239 198H240V199H239ZM181 199H182V200H180V202L185 200V199H183V198H181ZM186 199L188 200V198H186ZM237 199H236V198H235V199H234V198L232 199V200H234L235 205L237 204V203H236V202H237ZM195 200L197 201V199H195ZM208 200H209V199H208ZM232 200H231V201H232ZM241 200H242V199H241ZM241 200H240V201H241ZM227 201H228V200H227ZM177 202H178V201H177ZM185 202H186V200H185ZM181 203H182V202H181ZM183 203H184V202H183ZM206 204H209V203H206ZM240 204H241V202L238 201V205H236V207L233 205V203H232V206L235 207V209H237V206H239ZM215 206H216V205H215ZM231 208H232V207H231ZM239 208H240V207H238V209H239ZM206 209H207V208H206ZM235 209H234V210H235ZM204 216H205V215H204ZM209 217H210V216H209ZM189 218H190V217H189ZM190 219H191V218H190ZM192 237H193V236H192ZM167 253H168V251H167Z\"/></svg>",
	"mask_w": 264,
	"mask_h": 264
}]
</instances>
